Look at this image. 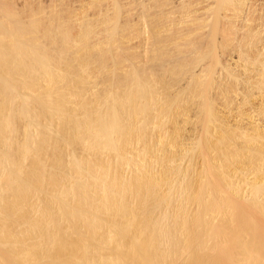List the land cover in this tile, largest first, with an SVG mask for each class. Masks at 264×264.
I'll list each match as a JSON object with an SVG mask.
<instances>
[{
	"label": "rangeland",
	"instance_id": "obj_1",
	"mask_svg": "<svg viewBox=\"0 0 264 264\" xmlns=\"http://www.w3.org/2000/svg\"><path fill=\"white\" fill-rule=\"evenodd\" d=\"M53 1H55V2H53ZM92 1V2H91ZM115 0H0V13H2V14H0V22L2 23V21H3V23L2 24H0V31H2L1 29H3L4 27H5V29H3V31L2 32H0V34H2L3 33V35H0V45H2V46H0V47H5L4 48V50L1 48V50L2 51H6L7 53L9 52H11V51H8V49L10 48H12V49H14V45L16 46V47H18V48H20V49H18V51L17 52H19L20 50L22 51V55H24L25 56V59H24V57H23V59L25 60V61H27L28 59H29V61L28 62H26V63H20V62H18V60L16 61V59H15V61L14 62H12V59L10 58V56L12 55V54H16V53H13L12 52V54L10 53V56H8L7 58L8 59H5L4 61H6V60H8L7 62H5L4 63V61H2V63H1V61H0V85H1V87H3V84H1V82H3L4 84H5V87H7L8 88V90H9V92H10V95H11V93H12V89H14V95H13V93H12V96H14L13 97V99L15 100V101H12L13 99H11V101H9V106H11V108L8 106L7 107V113H8V115H11V117H12V122L14 123V125L15 126H13V129H12V131L10 130L9 132H8V134L9 135H7L9 138H11L10 139V141H8V139L6 140L5 139V141L6 142H4V143H6V144H2V142L0 141V144H1V146H0V154H2V152H3V156L4 157H6L7 156V154H8V156L10 157L11 156V161L13 160L12 158L14 157V158H16L17 157V159H18V156H16L15 155V153L18 151V149H16L17 147L15 146V144L16 143H21L24 139L23 138H25V139H27L26 137H28V140H29V138H30V142H33V143H31V148H32V151L30 152V155L26 158V159H24L23 161H24V163H23V161H22V165H26V164H28V166L27 167H29V166H31V168H30V170H29V168L28 169H25V168H27L26 166L25 167H21V168H23L22 169V171H20L21 173L22 172H24V170H28V173L32 170V165L34 164V162H35V164L34 165H36L37 163H39V164H41L42 162L44 163V166H42L43 167V170L41 171V172H44V170H45V173L46 174H44L45 175V180H43V184H42V186L44 185H46L47 183V187H49L50 185H51V181H48V179L50 178V177H48V176H46V175H49L50 174V176H52V173H53V176H56V180L57 179H59L60 180V178L59 177H61V178H64V179H61V180H65V178L66 179H69V177H70V179L72 178V179H74V178H77L76 180H79L80 181V179H78V177H74V175H77V174H74L75 173V170L73 169V166H72V169H73V171H74V173H73V171L71 170V166H69L71 163H73V161H72V157L74 156V154L75 155H77V156H74L73 157V159H76V161H77V159L79 160L80 159V164L81 163H84V164H81V166H83L82 167V169H84L83 171H87L88 170V166L90 165L91 167H95V168H97L96 167V164H97V166H100V164L102 163H106L107 164V162H108V166L110 165V176H112L115 172V175L116 176H118L119 174H126L124 177L126 178V180H129L130 181V179H133V177H132V175L134 176L135 175V173L136 174H148V172L150 171V173H154V175L156 176H158V177H156V178H158V180H159V182H161L162 180H163V182H161V183H164V184H166V185H164V184H160V187L159 188H157V189H159V190H156V192L158 193V192H164L165 191V194L167 193L168 195H169V193L171 194V195H173L174 197H172V199H177V197L179 198V199H177V200H172L171 198H170V196L171 195H169V200L171 201V202H168V200L166 201L165 200V198L167 199V197H165V198H163L164 196H167V194L165 195L164 193H159V195H158V200H157V193H155L156 194V196H155V198H153L152 196H150V197H152L153 198V200L155 201H152V200H149L150 199V197L149 198H146L148 201H152L151 203L150 202H146V203H144V204H146V205H148V206H146V208H148V210L149 211H145L146 210V208L144 209V204L142 205V207H143V209H144V213H143V209H141L142 207H139V205H138V201L134 204V200L133 199H131V196L128 194V196H125L124 198L125 199H123L122 200V203L124 202H126V201H128L129 199H131V202H130V200L128 201V202H126L125 204H126V206H127V204H129V202L130 203H133L132 205L130 204V206H132L131 208H130V206L128 205V207H129V209H133L134 210V207H135V205H136V207H135V213H137V215L135 214V213H133L134 211L132 210V213L133 214H135L136 216H135V218L137 219V217H138V211L141 209V211H140V213L142 212V214H139L140 216H139V218H141V219H139V220H141L140 222H141V224L143 225V224H145V222H143L142 223V220L144 219V218H146L147 217V213H148V215H153L152 217H154L155 219H156V221H157V217L160 219L161 217L162 218H166L167 216H170V218L169 217H167V218H169V219H166V222L167 223H165V225H169L168 227H169V230H170V232L171 233H169V235L171 236V238H170V236H168V238H170V240L167 238V239H165L166 241L167 240H169V241H167V245L169 246H167L166 245V242L164 243L163 241V243L162 244H165V245H163L164 247H165V249L166 248H169V250L168 249H166V250H164L165 252V254L166 255H169V254H171V253H169L170 252V250H172L173 248H174V246L176 245V241L178 240V242H180L181 243V245H180V243H178L177 242V249L175 248V250H174V253H172V255H171V257L170 258H167V263L166 264H168V262H170V264H188L186 261H188L187 260V257H186V253H188L187 251H186V249L188 248V247H186V245L187 246H189V248H190V250L189 249H187V250H189V252L191 251V250H193V249H196V247H197V251H198V254H203L202 256H204V259L206 260L207 259V261H206V263L207 264H212L213 263V261L212 260H210V259H213L212 257H215V258H218L219 260V262L221 263V264H245V263H247L246 261H244L247 257H248V254H245V249H244V244H245V248H246V250H248L249 252L250 251H252V249H253V251L251 252L252 254H253V252L255 253H258L259 255H260V258L261 259H264V251H262V250H264V246H262V245H264V244H262V243H264V242H262V240H264V237H262L261 236V234L262 235H264V214H262L261 213V209L260 208H262V207H260V206H264V204H261V205H256V206H259V207H256L255 205L253 206V203L250 201V198H251V191H253V190H251V188H250V190H249V185L252 183V182H254V181H256L257 182V185L259 184L260 185V183H262V185H264V168H262V167H264V164H262V163H264V145H262V143H264V141H262V140H264V135H262V134H264V114H262V113H264V109H259L258 110V107H259V105L258 104H261L262 103V101H264V96H260L261 94L260 93H258V92H253V93H251L250 91H247V89L246 88H242V86H240L239 87V84H236L235 83V85H238L237 86V90H236V93L235 94H233V93H231V92H229L228 94H226V95H224V97H222L223 95H219V96H217V94L216 93H213V92H217L215 89H213V90H215V91H213L212 90V87H211V89H210V92H212V93H210L209 92V94L210 95H214V96H216V97H209V96H207V97H209V99L208 100H212L211 102L213 103V101L215 102V103H213V105H212V103H208L209 104V106H204L205 104L204 103H206V102H204L203 101V93H204V91H203V79H202V77L198 74V72L200 71V69H201V66L203 65V60L202 59H200L199 61H198V58H202V56H200L199 54H201V44L203 43V41L202 40H204V38L206 37V35L204 34V36H203V34L201 35L200 34V32L199 31H197V32H195V33H193V35L192 34H184V36L180 33V32H186L188 29L187 28H189V27H191V28H193L195 25L192 23V26H190L188 23L186 24V23H182V24H179L178 25V21L176 20V19H178L179 18V15H178V13H179V11H180V9H175V8H173L172 6H174V5H176L177 4V2H179L178 3V6H174V7H178V8H180L179 7V5L180 6H182L183 4H185L184 6H182V7H185L186 6V4H187V7H188V5H190L191 6V4L189 3L190 1L192 2V5L195 3H197V0L195 1V0H173V1H171V0H150V2H151V5H149L150 3H148L149 2V0H143L144 1V4H140V3H143V1L142 0H118L117 2L118 3H116V1L114 2ZM124 1V2H123ZM128 1V2H127ZM132 1H133V3H132ZM154 1V2H153ZM156 1V2H155ZM164 1V2H163ZM166 1V2H165ZM168 1V2H167ZM180 1H181V3H180ZM182 1L184 2V3H182ZM187 3H186V2ZM50 2V3H49ZM59 2V3H58ZM78 2V3H77ZM99 2H104V3H99ZM126 2V3H125ZM135 2V3H134ZM136 2H137V4H136ZM146 2L148 3V4H146ZM159 4H158V3ZM174 2V3H173ZM262 2V1H261ZM75 3V5H73ZM84 3V4H83ZM92 3V4H91ZM115 4V6H114V4ZM157 3V4H156ZM162 3H163V5H162ZM165 3V4H164ZM46 5V8L44 7L45 5ZM54 4V5H53ZM71 4V5H70ZM78 4V5H77ZM90 4V5H89ZM99 6H98V5ZM103 4H104V6H103ZM117 4H118V6H120V8L117 6ZM128 4V5H127ZM133 4V5H132ZM135 4V5H134ZM140 4V5H139ZM145 4H146V6H145ZM160 4H161V6H160ZM167 4H169L168 5V7L167 6H165V5H167ZM174 4V5H173ZM182 4V5H181ZM194 4V5H195ZM84 5V6H83ZM111 5V6H110ZM113 5V6H112ZM124 5V6H123ZM137 5V6H136ZM156 5V6H155ZM171 5V6H170ZM79 8H82V10L81 9H79V10H81L80 12L82 13V16H81V13L80 12H78L79 10H77L78 9V7ZM96 6V7H95ZM101 6H103V7H101ZM110 8H108V7ZM130 6H131V8H130ZM134 6V7H133ZM135 6H136V8H135ZM142 6V7H141ZM144 6V7H143ZM148 6V7H147ZM149 6H151V7H149ZM152 6H154V7H152ZM159 6V7H158ZM164 6V7H163ZM260 6H264V3H262V5H260ZM55 7V8H54ZM90 7V8H89ZM100 7H101V10H100ZM106 7V8H105ZM117 7V8H116ZM158 7V8H157ZM163 7V8H162ZM166 7V8H165ZM170 7L172 8V9H175V11H174V13H173V10L171 11V9H170ZM187 7H185V8H187ZM192 7V6H191ZM9 8V9H8ZM47 9V10H45V9ZM54 8V9H53ZM84 8V9H83ZM88 8V9H87ZM96 8V9H95ZM104 8V9H103ZM109 10H108V9ZM114 8H115V10H114ZM142 8H144L143 10H142ZM146 8H154L153 10H151L150 9V11H151V14H150V11H146ZM169 9V12L167 11L168 9ZM5 9V10H4ZM41 9L43 10H45V11H42L41 12ZM75 9H76V12H78V13H80V14H77V13H75V15H77V16H75L74 17V11H75ZM95 9V10H94ZM106 9V10H105ZM131 9V10H130ZM134 9H136V10H134ZM157 9H162V10H157ZM182 9V8H181ZM53 10L55 11L54 12V15H53ZM67 10V11H66ZM99 10V11H98ZM105 10V11H104ZM111 10V11H110ZM121 10V11H120ZM127 10H130V11H128V12H130V13H127ZM133 10V11H132ZM139 10V11H138ZM183 10H185L184 8H183ZM6 11H9V12H6ZM51 11V12H50ZM91 11V12H90ZM96 11H97V13L99 12V13H101V15H99V13L97 14L96 13ZM101 11V12H100ZM107 11H109V12H107ZM112 11H116L115 13L114 12H112ZM131 11H132V13H133V15H132V13H131ZM137 12V15H136V13L135 12ZM140 11L142 12V11H144V13H141V15H139L140 14ZM145 11H146V13H147V15H146V13H145ZM155 11H156V14H154L155 13ZM167 12V14L169 13V16L167 15V14H163L164 12ZM170 11L172 12L171 14H170ZM7 14H6V13ZM43 12L45 13V16H44V14H43ZM49 12V13H48ZM86 12H88V14L86 13ZM112 12V13H111ZM153 12V13H152ZM159 12H162V13H159ZM178 12V13H177ZM10 13V14H9ZM14 13V14H13ZM41 13V14H40ZM48 13V16L46 15ZM60 13V14H59ZM97 15H96V14ZM108 13V14H107ZM124 13V14H123ZM135 13V14H134ZM9 14V15H8ZM13 14V15H12ZM84 14V15H83ZM90 14V15H89ZM108 16H107V15ZM111 14H114L113 16L111 15ZM120 14H121V16H120ZM126 14V15H125ZM129 14V15H128ZM143 14H144V16H147L148 17V20H147V17H146V19H145V17L143 16ZM160 16H159V15ZM41 15V16H40ZM73 15V16H72ZM86 15H88V16H86ZM98 15L99 16H101V18L100 17H98ZM105 15V16H104ZM110 15V16H109ZM131 15V16H130ZM135 15V16H134ZM150 15H152V16H150L152 19H150V17L149 16ZM154 15H156L157 17H158V19L159 20H161L160 22H159V20H158V22L159 23H162L161 25L156 21L157 20V17L156 16H154ZM163 15H165V16H163ZM174 15V16H173ZM175 15H176V18H173V17H175ZM178 15V16H177ZM11 16H13V17H11ZM17 16V17H16ZM55 20H53L51 17ZM55 16H56V18H55ZM63 16V17H62ZM80 16V17H79ZM83 16H86V17H84L83 18ZM93 18H92V17ZM104 16V21L107 23H110V20H112L113 19V22L111 21V23L110 24H108L107 23V25L105 26L103 23H105V22H103V19H102V17ZM117 16V18H112V17H116ZM130 16V17H129ZM132 16H133V18H132ZM139 16V17H138ZM140 16L142 17V19H140ZM161 16H162V18H161ZM172 16V17H171ZM41 17V18H40ZM42 17H44V18H42ZM48 17V18H47ZM67 17V18H66ZM71 17H74V18H76V19H74L73 18V20L74 21H72V19H71ZM91 17V18H90ZM96 17V18H95ZM109 17V18H108ZM111 17V18H110ZM123 17V18H122ZM128 17V18H127ZM156 17V18H155ZM165 17V18H164ZM167 17V18H166ZM169 17V18H168ZM178 17V18H177ZM49 18H51V19H49ZM59 18V19H58ZM77 18H79L78 20L79 21H77V22H75V20H77ZM85 19V20H80V19ZM98 18V19H97ZM99 18H100V20H99ZM122 18V19H121ZM136 18H137V20H136ZM139 18V19H138ZM161 18V19H160ZM12 19V20H11ZM16 19H17V22H19L18 24H21V25H18V24H15V21H16ZM48 21H47V20ZM59 21H58V20ZM62 19H64V20H62ZM71 19V20H70ZM88 19H89V21H88ZM99 20L98 21V23L99 22H103L102 24L103 25H101L100 23V25L98 26V25H96L95 24V21H97V20ZM102 19V20H101ZM118 19V20H117ZM124 19H126V20H124ZM133 19V20H132ZM149 19H150V21H149ZM154 19V20H153ZM156 19V20H155ZM167 19V20H166ZM169 19H173L172 21L171 20H169ZM51 20V21H50ZM61 20V21H60ZM71 22H70V21ZM91 20H94V22H91ZM119 20H121V21H119ZM144 20V21H143ZM147 20V21H146ZM152 20H153V22H152ZM164 20H165V22H164ZM174 20L175 21H177V22H174ZM34 21V22H33ZM35 21H36V23H35ZM44 21H47V22H44ZM80 21H82V22H80ZM85 21H88V22H85ZM115 21H116V23L117 24H115ZM125 21V22H124ZM128 21H130L129 22V24H128ZM132 21V22H131ZM135 21H137V22H135ZM142 21V22H141ZM155 21V22H154ZM163 21V22H162ZM22 22V23H21ZM43 22V23H42ZM51 22H52V24H51ZM60 23V24H55V23ZM68 24V28L70 29L68 32H67V30H68V28L67 29H64V27L66 26V24H65V26H63L64 24ZM93 23L94 25H92L91 24V27H93L94 28V26H95V29L97 30H95V29H90V31L92 30L93 31V33H89L88 32V29H87V27L86 28H84V25L85 24H87L88 26L90 25V23ZM139 22V23H138ZM148 22H149V24H148ZM168 22L171 24H168ZM172 22V23H171ZM173 22H174V24H173ZM69 23H71V24H69ZM75 25H74V24ZM85 23V24H84ZM89 23V24H88ZM113 23V24H112ZM119 23H121V24H119ZM145 23H147V25L148 26H146V24ZM153 23H155V24H153ZM177 23V24H176ZM3 24H4V26H3ZM7 24V25H6ZM15 24V25H14ZM43 24V25H42ZM47 26H51V27H53L54 28V26H56V29H58L57 28V26L58 27H60V30L62 29V31H64L65 30V32L67 33V34H48L49 36H50V39H49V36L47 35V34H43V32H44V28H45V26L46 25ZM48 24H50V25H48ZM78 24H79V26H80V29H82V27L84 28V29H87L86 31L88 32H84V33H82L83 31H79V30H77V29H79V26H78ZM80 24H84V25H80ZM112 24V25H111ZM124 24V25H123ZM128 24V25H127ZM133 24H138V25H134V26H132L131 27V25ZM167 24H168V26H167ZM172 24H173V27H172ZM176 24V25H175ZM2 25V26H1ZM16 25H18V28H17V26ZM39 25H41V27L39 26ZM54 25V26H53ZM62 25V26H61ZM109 25V26H108ZM119 25H121V26H119ZM127 25V26H126ZM142 25V26H141ZM154 25V27H158L157 29H158V31H157V29L155 28V31H154V29H152V28H154V27H152ZM165 25V26H164ZM183 25H188V26H184L183 27ZM194 25V26H193ZM8 26H9V28H8ZM33 26V27H32ZM72 28V31H71V28ZM75 26L77 27V29L75 28ZM98 26V27H97ZM102 26H104V27H102ZM116 26V27H115ZM126 26V27H125ZM144 26V27H143ZM163 27L162 29H160V27ZM171 26V27H170ZM176 28H175V27ZM180 27V29H179V27ZM13 27V28H12ZM21 29H20V28ZM25 29H24V28ZM38 27V29H36ZM44 27V28H43ZM75 29H74V28ZM90 27V26H89ZM90 27V28H91ZM101 27V28H100ZM106 27H108V28H110V29H108V28H106ZM112 27L116 30V31H114V29H112ZM122 27H123V29H122ZM130 27V28H129ZM133 27L135 28V29H133ZM148 27V31L146 30V28ZM150 27V28H149ZM164 27H166V28H164ZM170 29H168V28ZM11 28V29H10ZM17 28V29H16ZM22 28H23V30H22ZM43 28V29H42ZM66 28V27H65ZM107 29L106 31L104 30V29ZM140 28V29H139ZM171 28H173V29H171ZM178 28V29H177ZM11 31H10V30ZM20 29V30H19ZM27 29V31H25ZM29 29L31 30V29H33L34 31H31L30 33H29ZM83 29V30H84ZM100 29V30H99ZM112 29V30H111ZM126 29V30H125ZM137 29V30H136ZM144 29V30H143ZM167 30V31H165V30ZM174 29H176V30H174ZM183 29L185 30V31H183ZM187 29V30H186ZM16 32H15V31ZM73 30H75L74 31V33H73ZM128 30V31H127ZM143 30V31H142ZM160 30V31H159ZM171 30H173V32L171 31ZM182 30V31H181ZM6 31H7V33H6ZM9 31V32H8ZM18 31V32H17ZM22 31H25V32H27V33H24V35H23V32ZM40 31H41V33H40ZM91 31V32H92ZM94 31H96L97 33H98V31H103L102 33L103 34H105V35H101L102 33H99V35L98 34H96ZM105 31V32H104ZM109 31H111V32H109ZM133 31V32H132ZM140 31V32H139ZM145 31V32H144ZM10 32H12L11 34H10ZM35 32V33H34ZM77 32L79 33V32H81L82 34H85L86 33V35L87 34H91V35H87L89 38H90V40L88 41V38H87V36L85 35V37L87 38H84L83 36H82V40H84V39H86L87 40V42H86V40L85 41H83L82 43H80V42H77V45H75L76 47H77V49L79 48V50H77L76 48H75V46H72V45H69L68 43H67V41H63L65 38V35H70V36H74L75 37V35L77 36L78 35V38L80 37L79 35H80V33L79 34H77ZM108 34H107V33ZM119 32H121V33H119ZM124 32V33H123ZM125 32H126V34H125ZM129 32V33H128ZM139 32V33H138ZM152 32H153V34H152ZM160 32H162V34L160 33ZM178 32H179V36L177 35L178 34ZM70 33H72V35L70 34ZM143 35H142V34ZM150 33V35H148ZM156 33V34H155ZM158 33V34H157ZM160 33V34H159ZM172 33V34H171ZM5 34H6V37H4L5 36ZM10 34V35H9ZM13 34V35H12ZM26 34V35H25ZM42 34V35H41ZM93 34V35H92ZM98 35V36H96V35ZM117 34V35H116ZM198 34H200L201 35V37L203 36L204 38L202 39V38H200V36L198 35ZM8 35H9V37H11V36H13V37H11L10 38V40H9V37H8ZM17 35V37H15ZM30 35V36H29ZM36 35V36H35ZM55 37H54V36ZM59 35H61V36H59ZM113 35V36H112ZM115 35V36H114ZM146 35V36H145ZM149 37H148V36ZM185 35H186V37H185ZM188 35V36H187ZM191 35V36H190ZM195 35V36H194ZM23 38H22V37ZM28 36V37H27ZM43 36H46V37H43ZM62 36H63V38H62ZM94 36H96V37H94ZM130 36V37H129ZM132 36V37H131ZM145 36V37H144ZM169 36V37H168ZM178 36V37H177ZM183 36V37H182ZM194 36V37H193ZM199 36V38H197ZM2 37V38H1ZM62 39H61V38ZM97 37H98V41L96 42V40L94 39V38H96L97 39ZM99 37H101L100 39H101V41H99L100 39H99ZM105 37V38H104ZM110 37V38H109ZM113 37V38H112ZM120 37V38H119ZM136 37V38H135ZM138 37V38H137ZM148 37V38H147ZM154 37H157V38H159V39H157V38H154ZM176 37V38H175ZM182 39H180V38ZM187 37H190V38H187ZM21 38V39H20ZM52 38H54V39H57V40H55L54 41V39H53V41L51 40ZM75 38H77V37H75ZM77 38V39H78ZM104 38V39H103ZM112 38V39H111ZM125 38V39H124ZM146 38V39H145ZM151 40H150V39ZM210 38V37H209ZM27 39H29V40H27ZM44 39V40H43ZM47 39H49V41H47ZM108 41H107V40ZM119 39V40H118ZM123 39V40H122ZM138 39V40H137ZM144 39V40H143ZM176 39H178V40H176ZM179 39H180V41H179ZM194 41H193V40ZM200 39V40H199ZM13 40V41H12ZM27 40V41H26ZM51 40V41H50ZM66 40V39H65ZM98 44V47H94L91 43H94V41ZM104 41V43H103V41ZM105 40H106V42H105ZM112 40V41H111ZM114 40V41H113ZM116 40V41H115ZM119 42H118V41ZM143 40V41H142ZM148 40V41H147ZM184 40V41H183ZM190 40H192V41H190ZM198 40V41H197ZM211 39H209V41H210ZM6 41V42H5ZM39 41V42H38ZM56 41H57V43H59V44H57L56 43ZM65 42L64 44H66L67 43V45H62V44H60V43H63V42ZM92 41V42H91ZM135 41V42H134ZM149 41H150V43H149ZM153 41V42H152ZM155 41V42H154ZM168 41V42H167ZM176 41H178V42H176ZM182 41V42H181ZM189 41V42H188ZM197 41V42H196ZM3 42V43H2ZM9 42V43H8ZM22 42H24V43H22ZM27 42H28V44H27ZM38 42V43H37ZM48 42V43H47ZM50 42V43H49ZM53 42V43H52ZM99 42H102L101 44L99 43ZM117 42V43H116ZM133 44H132V43ZM145 42V43H144ZM152 42V43H151ZM156 42H158V45H157V43ZM161 42V43H160ZM165 42V43H164ZM167 42V43H166ZM184 42H188V43H185L186 45H183V43ZM199 42H202L201 44L199 43ZM7 43V44H6ZM10 43H11V45H13V46H11L10 45ZM14 43V44H13ZM17 43H19V45L17 46ZM30 43H32V44H30ZM37 43V44H36ZM45 44V46L43 45V44ZM86 43H88L89 45L91 44L92 45V47H90V48H92V50L88 47L89 45H87ZM106 43V44H105ZM126 43V44H125ZM139 43V44H138ZM147 43V44H146ZM176 45H175V44ZM181 43V44H180ZM191 43H193L192 44V46H194L195 47V43H196V45L198 46V48L197 47H192L191 46ZM23 44V45H22ZM27 44V45H26ZM36 44V45H35ZM57 44V45H56ZM83 44H84V47H82L83 46ZM87 46H86V45ZM95 44V43H94ZM97 44H96V46H97ZM99 44H100V46H102V47H100L99 46ZM116 44V45H115ZM120 44V45H119ZM129 44V45H128ZM138 44V45H137ZM146 45V46H144V47H141V45ZM152 44H154V47H153V45ZM165 44H167V45H165ZM179 44V45H178ZM189 44H190V46H189ZM201 46H200V45ZM8 45V48L6 47ZM22 45V46H21ZM38 45H39V47H38ZM52 47H51V46ZM56 45V46H55ZM62 45V46H61ZM80 45V46H79ZM90 45V46H91ZM109 45V46H108ZM134 45H137V46H134ZM157 45V46H156ZM178 45V46H177ZM10 46V47H9ZM27 46V47H26ZM33 46H35V47H33ZM64 46V47H63ZM79 46V47H78ZM86 46V47H85ZM104 46H106V47H104ZM113 46V47H112ZM123 46V47H122ZM175 46V47H174ZM186 46V47H185ZM200 46V47H199ZM23 47H25V48H23ZM70 47H72V48H70ZM121 47H122V49H121ZM134 47V48H133ZM135 47H137V48H135ZM140 47V48H139ZM157 49H156V48ZM191 47H192V51H193V54H191ZM29 48V49H28ZM46 48V49H45ZM62 48V49H61ZM66 48V49H65ZM70 48V49H69ZM82 48V49H81ZM84 48H85V50H84ZM87 48H89V49H87ZM94 48L96 49V52H95V50H94ZM109 48H111V49H109ZM114 48V49H113ZM117 48V49H116ZM120 48V49H119ZM147 48V49H146ZM149 48V49H148ZM177 48V49H176ZM189 48V49H188ZM199 50V51H197V49ZM210 48H211V46H210ZM6 49V50H5ZM9 49V50H10ZM11 49V50H12ZM38 49V50H37ZM44 49V50H43ZM50 49V50H49ZM68 49V50H67ZM99 49V50H98ZM129 49V50H128ZM195 51H194V50ZM36 50V51H35ZM48 50H49V53H48ZM54 50H56V51H54ZM59 50V51H58ZM75 50H77V51H75ZM128 50V51H127ZM187 50H189V51H187ZM14 51V50H13ZM24 51H25V53H24ZM30 51V52H29ZM45 53H44V52ZM66 51V52H65ZM69 51H71L70 52V55H68L69 54ZM94 51V52H93ZM104 51H106V52H108V53H106V52H104ZM136 51H138V52H136ZM144 51H145V53H144ZM147 51V52H146ZM29 52V53H28ZM37 52H40V53H43V56H47V60L48 61H45V59H43L42 61H40V62H38L37 64L38 65H35L36 63L33 61L35 58H36V54H37V57H38V54H40V53H37ZM55 52H56V54H55ZM62 52V53H61ZM63 52H65V53H63ZM72 52H73V54H72ZM80 52V53H79ZM83 52V53H82ZM103 52V53H102ZM112 54H111V53ZM190 52V53H189ZM8 53V54H9ZM31 53H36V54H31ZM79 55H78V54ZM94 53H95V55H94ZM99 53L101 54V56H99ZM135 55H134V54ZM141 53V54H140ZM7 54V55H8ZM25 54H27V55H25ZM30 54V56H28ZM45 54V55H44ZM49 54V55H48ZM58 54H60V55H58ZM77 54V55H76ZM104 54V55H103ZM147 54V55H146ZM149 54V55H148ZM196 54V55H195ZM198 54V55H197ZM6 55V56H7ZM64 55V56H63ZM67 57H66V56ZM85 56V57H83V56ZM114 55V56H113ZM133 55V56H132ZM144 55H146V60H145V56ZM53 56V57H52ZM76 56V57H75ZM102 56H103V59H102ZM107 56V57H106ZM111 56V57H110ZM139 56V57H138ZM142 56V57H141ZM149 56V57H148ZM188 56H189V58H188ZM193 56H195V57H193ZM196 56H198V58L196 57ZM27 57H28V59H27ZM31 59H33V60H31ZM35 57V58H34ZM52 57V59H49V58H51ZM59 57H62L61 59H59ZM75 57V58H74ZM82 57L84 58V59H82ZM89 59H87V58ZM93 57V58H92ZM97 57V58H96ZM104 57H105V59H104ZM113 57V58H112ZM129 57V58H128ZM138 57V58H137ZM17 58H21V57H17ZM40 58V57H39ZM68 58V59H67ZM76 58L77 59H79V60H76ZM125 58V59H124ZM147 58H149V60L147 59ZM9 59H11L10 61H11V63L12 64H10V61H9ZM58 60L57 62L55 61V60ZM63 59H65V60H63ZM94 59V60H93ZM99 61H98V60ZM100 59H101V62H100ZM108 59V60H107ZM60 60V61H59ZM63 60V62H61ZM81 60V61H80ZM91 60V61H90ZM128 60V61H127ZM139 60H141L140 62H139ZM201 60H202V62H201ZM34 62V64H33V62ZM49 62L50 64H47V63H45V62ZM51 61H53V62H51ZM67 61V62H66ZM80 61V62H79ZM83 61V62H82ZM85 61V62H84ZM103 61V62H102ZM145 61H147V63L145 62ZM190 61V62H189ZM16 62V63H15ZM30 62H32L31 64H30ZM74 62V63H73ZM92 62V63H91ZM196 62V63H195ZM198 62V63H197ZM7 63H9V64H7ZM19 64V66H18V64ZM28 63L30 64V65H32L33 64V67L32 66H30V65H28ZM43 63V64H42ZM53 63V64H52ZM57 63V64H56ZM80 65H79V64ZM83 63V64H82ZM86 63V64H85ZM144 63V64H143ZM202 63V64H201ZM3 64V65H2ZM129 64V65H128ZM134 64V65H133ZM201 64V65H200ZM4 65H5V68H3L4 67ZM21 65H23V66H21ZM26 65H28V66H26ZM197 65V66H196ZM214 65V64H213ZM213 65H211L212 67L211 68H213ZM21 66V67H20ZM26 66V67H25ZM36 66H37V68H36ZM47 66V67H46ZM6 67H7V69H6ZM16 67V68H15ZM25 67V68H24ZM27 67H28V69L30 70H33V68H34V72H32L31 74H32V78H30V79H32V80H30L31 81V83L30 82H27V81H29V79L28 80H26L27 78H29L30 77V73L28 72V69H27ZM29 67H32V68H29ZM197 67V68H196ZM203 67V66H202ZM8 68H9V70H8ZM40 68V69H39ZM44 68V69H43ZM200 68V69H199ZM2 69H3V71H2ZM135 69H137V70H135ZM198 69V70H197ZM26 70H27V72H26ZM129 70V71H128ZM194 70V71H193ZM196 70V71H195ZM39 71V72H38ZM47 71H49V72H47ZM53 71V72H52ZM128 73H127V72ZM192 71V72H191ZM7 72V73H6ZM25 72V73H24ZM48 74H47V73ZM51 72H52V74H51ZM137 72V73H136ZM2 73V74H1ZM8 75V76H10V78L11 79H9L8 78V76L6 75V74ZM10 75H9V74ZM17 73H19V74H17ZM46 73V74H45ZM126 73H127V75H126ZM132 73H133V75H132ZM137 74V75H139V78H138V76H134V74ZM199 73H201V72H199ZM22 74V75H21ZM23 74H25V75H23ZM40 76H39V75ZM43 74V75H42ZM129 74V75H128ZM140 74H142V75H140ZM194 76H193V75ZM195 74H197L199 77H197V75H195ZM21 75V76H20ZM26 75H28L27 76V78H26ZM49 75V76H48ZM52 75V76H51ZM1 76H3V77H5L6 76V78H7V80H6V78H3V77H1ZM35 76H37V77H35ZM13 77V78H12ZM22 77H24V78H22ZM51 77H52V79H51ZM132 77V78H131ZM134 77V78H133ZM3 78V79H2ZM34 78V79H33ZM39 78V79H38ZM55 78V79H54ZM128 78V79H127ZM222 78V77H221ZM226 78L227 79H229V80H231L232 79V77H227L226 76ZM2 79V80H1ZM5 79V80H4ZM12 79H13V83H15V84H13L12 83ZM51 79V80H50ZM134 79H137L136 81L134 80ZM202 79V80H201ZM10 80H11V82H10ZM14 80H18L19 82H16V81H14ZM21 80V81H20ZM24 80V81H23ZM34 80V81H33ZM36 80V81H35ZM48 80H50V81H52V82H50L49 81V83H48ZM26 81V82H25ZM47 81V82H46ZM55 81V82H54ZM198 81V82H197ZM231 81H233V80H231ZM10 84H9V83ZM21 82H23V84L25 83V84H28V85H25L24 84V86H23V84L21 83ZM34 82V83H33ZM40 82V83H39ZM200 82V83H199ZM19 83V84H18ZM47 83H48V85H47ZM54 83V84H53ZM11 84H12V86H14V85H16V86H14V88H12V86H11ZM32 84H34V85H32ZM37 84V85H36ZM52 86H51V85ZM138 84H140V85H142V87H140ZM202 84V85H201ZM8 85V86H7ZM19 87H18V86ZM30 85V86H29ZM39 85V86H38ZM40 85L42 86V87H40ZM49 86V87H47V86ZM197 85V86H196ZM201 85V86H200ZM27 86V87H26ZM30 88H29V87ZM35 87V89L36 90H33L34 89V87ZM37 86V87H36ZM56 86V87H55ZM138 86H139V88H141L140 90H144L143 92H144V94L143 95H145L144 97L142 96V95H139V93L137 92V89H138ZM143 86H144V88H143ZM26 87V88H25ZM32 87H33V89H32ZM200 87V88H199ZM4 88V87H3ZM12 88V89H11ZM21 88V89H20ZM6 89V88H5ZM12 91H11V90ZM29 89H32V91L31 90H29ZM38 89V90H37ZM202 90V92L203 93H201V90ZM20 90V91H19ZM26 90V91H25ZM139 89H138V91H140ZM199 90V91H198ZM24 91V92H23ZM29 91V92H28ZM36 91H38V92H36ZM133 91H135V92H133ZM141 91V92H142ZM248 93H247V92ZM131 92H133V94L131 93ZM136 92L138 93V94H136ZM147 92H149V93H146ZM244 92H246L245 94H244ZM251 93V95H249L250 93ZM43 93V94H42ZM135 93V94H134ZM256 93H257V95H256ZM129 94V95H128ZM130 94H132L133 95V97H132V95H131V97H127V96H130ZM208 94V95H209ZM254 94V97L252 96ZM259 94V95H258ZM17 95V96H16ZM43 95V96H42ZM134 95H135V98H134ZM139 96L138 98H136V96ZM262 95H264V94H262ZM48 98H47V97ZM200 96H201V98H200ZM206 96H204V97H206ZM249 96L251 97V98H249ZM18 97V98H17ZM25 97H27V98H25ZM140 97H143V98H140ZM217 97H218V99H217ZM219 97H221V98H219ZM228 97H230L229 99H228ZM235 97V98H234ZM239 97H241V98H239ZM247 97V98H246ZM260 97H262V99L260 98ZM12 98V97H11ZM20 98V99H19ZM23 98H24V101H27V103L26 102H23ZM66 98H67V101L69 100V103H68V106L66 107V105H67V101L66 102H63L62 101V99L64 100H66ZM131 98H132V100H131ZM211 98V99H210ZM254 98H255V100H254ZM260 98V99H259ZM117 102L118 101V103L117 104H119V102H121L122 104L120 105H116V103L115 102H113L114 100ZM120 99H121V101H120ZM124 99H125V101H127V103L124 101ZM136 99V100H135ZM145 99V100H144ZM222 99V100H221ZM228 99V100H227ZM234 99V100H233ZM129 100H130V102H129ZM205 100V99H204ZM207 99L205 100V101H207V102H209ZM218 100V101H217ZM225 100H227L228 102H231V103H229L230 105H228V103H227V101L225 102ZM235 101V102H233V101ZM254 100V101H253ZM262 100V101H261ZM20 101V102H19ZM42 101V102H41ZM46 101H48V102H46ZM49 101H51L52 103H50ZM62 101V103H60ZM109 101H112V102H109ZM124 101V102H123ZM133 101H135V104L137 103L139 106H141V107H143V105H144V108H139L137 105H135L134 104V102ZM220 101V102H219ZM240 101V102H239ZM241 101H244V102H241ZM248 101V102H247ZM11 102V103H10ZM45 102V103H44ZM55 102H56V104H57V106H56V108H53V107H55L54 106V104H55ZM58 102V103H57ZM108 102V103H107ZM204 102V103H203ZM222 102H224V103H222ZM261 102V103H260ZM6 103V102H5ZM38 104V105H36V104ZM110 103V104H109ZM147 103V104H146ZM149 103V104H148ZM221 103L222 104H224V105H221ZM225 103H226V105H228V108L225 106ZM232 103H234V104H232ZM239 103V104H238ZM241 103V104H240ZM251 103V104H250ZM3 104V103H2ZM7 104V103H6ZM5 104V105H6ZM24 104H26V106L24 105ZM27 104H28V106H27ZM43 104V106H41ZM46 104V105H45ZM49 104H51V106L49 105ZM58 104H60L59 106H58ZM111 104H115L116 105V109H118L119 111H117V113L119 114V116H118V118L120 117V119H119V121H118V123L120 122V120H121V128H122V130H124L125 129V131H122L121 130V133L123 134H121L123 137H124V139H121V138H123V137H120V136H115V134L114 135H112V136H114V137H110V138H113L115 141H114V144H120L118 147L116 146V149H117V151H118V149L119 148H121L120 149V151H119V153H120V155L118 154V153H114L115 151H116V149L115 150H112V149H114V148H112L113 146H110L111 147V150L108 148L109 147V145H108V147H107V145H106V148H108L107 150H105L106 148L104 147L105 146V144L104 145H102L101 144V146L99 147V149H94V150H96V151H94V153H93V151H92V149L90 148V149H87L88 147H87V145L89 144L88 142H89V137H90V134H89V132H91V131H89V130H92L93 129V127H91V129H89L90 127L88 126L89 124H87V122L88 121H86L85 122V119H87L88 120V118H89V123H91V124H93V122H95L96 121V119H97V117L99 116V115H101L102 113H104V114H102V115H106V107H107V109L109 108V105H111ZM124 104V105H123ZM129 104V105H128ZM132 104H134V105H132ZM207 104V103H206ZM207 104V105H208ZM249 106H248V105ZM15 105V106H14ZM21 105H22V107L25 109V111H27L26 113L28 114V116L25 114V116L23 115L22 116V114H18L19 113V110H22V107H21ZM61 105H63V106H61ZM84 105V106H83ZM254 105V106H253ZM36 106V107H35ZM49 106V107H48ZM120 106V107H119ZM128 106L130 107V108H128ZM133 106H134V108H133ZM226 107V108H223V107ZM234 106V107H233ZM237 106V107H236ZM244 108H243V107ZM258 106V107H257ZM39 107V108H38ZM60 107L61 108H64V109H60ZM90 107V108H89ZM119 107V108H118ZM123 107H125V108H123ZM131 107H132V109H131ZM136 107V108H135ZM137 107L140 109H137ZM202 107V108H201ZM205 107H209V109L210 110H207ZM212 109H211V108ZM220 107V108H219ZM222 107V108H221ZM229 107H231V108H229ZM233 107V108H232ZM240 107H242V108H240ZM30 110H29V109ZM35 108V109H34ZM59 108V109H58ZM82 108V109H81ZM84 108V109H83ZM94 108H96V109H94ZM120 108H122V110L120 109ZM205 108V109H204ZM216 108V109H215ZM234 108H235V110H234ZM239 108V109H238ZM251 108V109H250ZM253 108V109H252ZM9 109V110H8ZM34 109V110H33ZM46 109V110H45ZM51 109V110H50ZM56 109V110H55ZM89 109V110H88ZM99 109H103L104 111H102V110H99ZM124 109V110H123ZM134 109V110H133ZM144 109H145V111H144ZM200 109H202V110H200ZM218 109V110H217ZM227 111H226V110ZM242 109V110H241ZM257 109V110H256ZM11 110V111H10ZM36 110H38V111H36ZM53 110H55V111H53ZM59 110V111H58ZM81 110V111H80ZM84 110V111H83ZM127 110V111H126ZM130 110V111H129ZM133 110V111H132ZM136 110H139V111H136ZM244 110V111H243ZM252 110V111H251ZM40 111H42V112H40ZM46 111H48V112H46ZM91 111V112H90ZM100 111H102L101 113H100ZM121 111V112H120ZM128 111H129V113H128ZM204 111V112H203ZM236 111V112H235ZM238 111V112H237ZM255 111V112H254ZM260 111V112H259ZM262 111V112H261ZM13 112V113H12ZM31 112V113H30ZM43 112H46V114L44 113L43 114ZM89 112V113H88ZM92 112H93V115H92ZM122 112H124V113H122ZM126 112V113H125ZM138 112V113H137ZM207 112V114H205ZM212 114H211V113ZM218 112V113H217ZM11 113V114H10ZM40 113V114H39ZM99 113V114H98ZM109 113V112H108ZM120 113H122V114H120ZM228 113V114H227ZM254 113H256V114H254ZM43 114V115H42ZM80 114H81V116H80ZM83 114V115H82ZM89 116V117H87V115ZM130 114V115H129ZM133 114H135L134 116H133ZM211 114V115H210ZM222 114V115H221ZM260 114V115H259ZM91 115V116H90ZM121 115V116H120ZM127 115V116H126ZM133 117H135V118H133ZM206 115H209V118L206 116ZM241 115V116H240ZM16 116V117H15ZM83 116V117H82ZM95 116V117H94ZM123 116H125V117H127V118H125V117H123ZM236 116V117H235ZM258 116V117H257ZM15 117V118H14ZM18 117V118H17ZM25 117V118H24ZM87 117V118H86ZM131 117V118H130ZM219 117V118H218ZM32 119V121L31 120H29V119ZM76 118V119H75ZM92 118V119H91ZM122 118V119H121ZM129 118V119H128ZM206 118H208V122L206 123V121H207V119ZM212 118H214V119H212ZM221 118V119H220ZM253 118V119H252ZM77 119L81 122V124H79L80 122L79 121H77ZM81 119V120H80ZM94 119V120H93ZM106 119H109V117H108V115H107V117H106ZM91 120V121H90ZM132 120V121H131ZM151 120V121H150ZM214 120V121H213ZM93 121V122H92ZM122 121H124L123 123H122ZM126 121V122H125ZM211 121V122H210ZM221 121V122H220ZM229 121V122H228ZM77 124H75V123ZM79 122V123H78ZM82 122H84L83 124L84 125H82ZM12 123V124H13ZM31 123H33L32 125H31ZM74 123V124H73ZM85 123L87 124L86 126H85ZM96 123V122H95ZM126 123V124H125ZM128 123V124H127ZM150 125H149V124ZM226 123V124H225ZM125 126H124V125ZM153 124V125H152ZM206 124H208V126L206 125ZM211 124V125H210ZM228 124V125H227ZM246 124V125H245ZM29 125H31V126H29ZM74 125H75V127H74ZM78 125H80V127H81V125H82V132H84L85 131V127H86V129H88V133L87 132H85V133H87L88 135H89V137L88 138H85V137H87V134H84V135H82V134H80V130H79V128H77V127H79ZM96 125V124H95ZM127 125V126H126ZM222 125H224V126H222ZM77 126V127H76ZM87 126H88V128H87ZM122 126H124V127H126V128H124L123 129V127ZM129 126V127H128ZM238 126V127H237ZM15 127V128H14ZM26 127V128H25ZM29 127V128H28ZM83 127H84V129H83ZM137 127V128H136ZM146 127V128H145ZM150 127V128H149ZM11 128H12V125H11ZM18 128V129H17ZM28 128V129H27ZM44 128V129H43ZM46 128V129H45ZM129 128V129H128ZM133 128V129H132ZM228 128V129H227ZM232 128V129H231ZM245 128V129H244ZM134 129H135V131H134ZM149 129V130H148ZM222 129V130H221ZM240 129H242V130H240ZM14 130V131H13ZM24 130V131H23ZM44 130V131H43ZM47 130V131H46ZM74 130H79L78 131V134H75V131ZM93 130H95V128L93 129ZM92 130V131H93ZM128 130H130V131H128ZM133 130V131H132ZM136 130H137V132H136ZM140 130V131H139ZM206 130V131H205ZM42 131L43 132H47L46 134L45 133H43V135L45 134V135H48L49 137H46L47 139H45V138H43V140H47V141H49L48 142V144H47V141L45 142V141H43V140H41V138L42 137H45V135L44 136H42ZM76 131V132H77ZM126 131H128L127 132V134H125L124 132H126ZM214 131V132H213ZM221 131V132H220ZM239 131V132H238ZM24 132V133H23ZM29 132V134H31V135H29V134H27ZM31 132V133H30ZM34 134H33V133ZM94 132V131H93ZM140 132V133H139ZM248 132V133H247ZM255 132V133H254ZM116 133V135H118V134H120V133H117V132H115ZM130 133V134H129ZM225 133V134H224ZM239 133V134H238ZM241 133V134H240ZM246 133V134H245ZM80 134V135H79ZM125 134V135H124ZM134 134V135H133ZM144 134H146V135H144V137H143V135ZM222 134V135H221ZM254 134V135H253ZM261 134V135H260ZM41 135V136H40ZM78 135V136H77ZM86 135V136H85ZM130 135V136H129ZM133 135V136H132ZM136 135V136H135ZM244 135H245V137H244ZM246 135H247V137H246ZM253 135V136H252ZM24 136V137H23ZM52 138H51V137ZM82 136H84V137H82ZM95 136H98V135H95ZM100 136V135H99ZM98 136V137H99ZM213 136V137H212ZM216 136V137H215ZM239 136V137H238ZM252 136V137H251ZM257 136V137H256ZM54 137V138H53ZM76 137V138H75ZM80 137L81 139L83 138V140H88V142H84V141H81V139H79L78 140V138ZM102 137L103 136H101L100 137V139H97L98 141H100L101 139H102ZM116 137V138H115ZM118 137H120V139L118 138ZM138 137H139V139H138ZM232 137V138H231ZM17 138V139H16ZM21 138V139H20ZM49 138V139H48ZM50 138H51V140H50ZM91 138V137H90ZM104 138V140L106 139L105 138V136L103 137ZM117 138H118V140H117ZM136 138V139H135ZM141 138V139H140ZM144 138V139H143ZM150 138V140H148ZM235 138V139H234ZM238 138V139H237ZM253 138V139H252ZM257 138V139H256ZM23 139V140H22ZM33 139V140H32ZM38 140V141H36V140ZM56 139H58V141L56 140ZM130 139V140H129ZM135 139V140H134ZM231 139H232V141H231ZM234 139V140H233ZM259 139V140H258ZM14 140V142H12V141ZM35 140V141H34ZM42 141L41 143H46V144H40V141ZM104 140H101V142H103ZM129 140V141H128ZM139 140V141H138ZM145 140V141H144ZM216 140V141H215ZM230 140V141H229ZM248 140V141H247ZM252 140V141H251ZM17 141V142H16ZM51 141H53V142H51ZM56 141V142H55ZM79 141H81V142H79ZM113 141V140H112ZM111 141V142H112ZM118 141V142H117ZM128 143H127V142ZM218 141V142H217ZM253 141H255V142H253ZM257 141H259V142H257ZM38 142V143H37ZM79 144H78V143ZM245 142V143H244ZM248 142V143H247ZM9 145H8V144ZM12 143V144H11ZM37 143V144H36ZM51 145H50V144ZM57 143V144H56ZM85 143H86V145H85ZM113 143V142H112ZM124 143H127V145L126 144H124ZM229 143V144H228ZM252 143V144H251ZM261 145H260V144ZM10 144H11V146H10ZM39 144H40V146H39ZM52 144H54L53 146H52ZM81 144H82V146H81ZM129 144V145H128ZM152 144V145H151ZM217 144V145H216ZM240 144V145H239ZM14 145V146H13ZM17 146H18V144H16ZM36 145V146H35ZM37 145L39 146V148L37 147ZM44 145H45V147H46V145L48 146V147H44ZM125 146V147H123V146ZM253 145V146H252ZM33 146V147H32ZM41 146H43V148L41 147ZM127 146H129V147H127ZM132 146V147H131ZM144 146V147H143ZM153 146V147H152ZM10 147V148H9ZM13 147V148H12ZM35 147V148H34ZM54 147H55V149H54ZM58 147V148H57ZM85 147H87V148H85ZM98 147V146H97ZM123 147V148H122ZM135 147V148H134ZM147 147V148H146ZM148 147H149V149H148ZM222 147V148H221ZM251 147V148H250ZM2 148V149H1ZM14 149V151L12 152V149ZM33 148H34V150H33ZM42 148V149H41ZM82 148H84V149H82ZM101 148H103V149H101ZM105 148V149H104ZM221 148V149H220ZM250 148V149H249ZM39 150V149H41V150H44V152H42L41 150L40 151H36V150ZM47 149V150H46ZM144 149H145V151H144ZM184 149H186V150H184ZM17 150V151H16ZM89 150V151H88ZM121 150H123V151H125L124 152V154H127V151H128V153L129 154H127V155H123V156H126L125 158L126 159H122V160H119V159H121L122 158V153H123V151L121 152ZM250 150V151H249ZM254 150V152H252ZM57 151V152H56ZM59 151V152H58ZM110 151V152H109ZM116 151V152H117ZM131 151V152H130ZM144 151V152H143ZM147 151V152H146ZM6 152V153H5ZM15 152V153H14ZM19 152V151H18ZM34 152H40V155H41V153L43 154V155H41V157H40V155L39 156H37L38 154H35ZM56 152V153H55ZM92 152V153H91ZM99 154H98V153ZM142 154H141V153ZM235 152H237V153H235ZM256 152V153H255ZM12 153L14 154V155H12ZM33 153V154H32ZM58 153H60L59 155H58ZM73 153V154H72ZM101 153V154H100ZM103 153V154H102ZM105 153V154H104ZM132 153V154H131ZM145 153V154H144ZM148 153V154H147ZM235 155V156H233V154ZM253 153V154H252ZM258 153H261V154H258ZM6 156H5V155ZM11 154V155H10ZM19 154V153H18ZM31 154H32V156H31ZM95 156H94V155ZM97 154V155H96ZM117 154V155H116ZM134 154V155H133ZM243 154V156H241ZM247 154H248V156H247ZM1 155V156H2ZM34 155V156H33ZM60 155H62V156H60ZM72 155V156H71ZM102 155H103V157H105V159L102 157ZM115 156L114 158H113V156ZM118 155H119V157H118ZM136 155H138V156H136ZM154 155V156H153ZM253 155V156H252ZM254 155L255 156H257V157H254ZM260 155V156H259ZM2 156V157H3ZM16 156V157H15ZM36 156V157H35ZM44 156V157H43ZM60 156V157H59ZM120 156H121V158H120ZM130 156H132V157H130ZM136 158H135V157ZM143 156V157H142ZM152 156V157H151ZM251 156V157H250ZM29 157H31V159L29 158ZM33 157V158H32ZM62 157V158H61ZM67 158V159H65V158ZM71 157V158H70ZM111 157V159H109V158ZM238 157H239V159H238ZM8 158V157H7ZM35 158H39L40 160H42L41 162L39 161V159H35ZM44 158V159H43ZM56 158H57V160H56ZM85 158V159H84ZM95 158V159H94ZM103 158V160H101ZM124 158V157H123ZM128 158V159H127ZM135 158V159H134ZM143 158H144V160H143ZM170 158V159H169ZM245 158V159H244ZM9 159V158H8ZM7 159V160H8ZM17 159H14L15 160V162H16V160ZM30 159V160H29ZM37 161H35V160ZM56 161H59L60 162V164L61 165H63V166H61V165H59V166H57L56 164H54V161L55 160ZM61 159V160H60ZM81 159H83V161L81 162ZM113 159H115V160H113ZM130 159L131 160H133V161H130ZM140 159H141V163H140ZM157 159V160H156ZM249 159H250V161H251V163H250V161H249ZM262 159V160H261ZM13 160V161H14ZM31 160H33V161H31ZM72 162H71V161ZM84 160H85V162H84ZM106 162H105V161ZM110 160H111V162L112 163H110ZM126 160H128V161H126ZM146 160V161H145ZM150 160H151V162H150ZM159 160H161V161H159ZM173 160V162H171ZM247 160V161H246ZM18 161V160H17ZM27 161V162H26ZM63 161V162H62ZM71 162V163H68V162ZM89 161H91V163L89 162ZM93 161V162H92ZM99 163H97V162ZM100 161H102L101 163H100ZM113 161H117V163H115V162H113ZM121 161H122V164L126 161L127 162V164H129V166L126 164L125 165V163H124V166L127 168L126 170H125V168L124 169H122L123 170V172H122V170L121 171H118V170H120L121 169V167L123 166V165H121ZM130 161V162H129ZM143 161V162H142ZM154 161V162H153ZM239 161V162H238ZM26 162V163H25ZM65 162V163H64ZM90 164H89V163ZM131 162H133V163H131ZM156 162V163H155ZM160 162V163H159ZM170 162V163H169ZM246 162V163H245ZM258 162V163H257ZM32 163V164H31ZM67 163H68V165H67ZM95 163V164H94ZM143 163V164H142ZM144 163H145V165H148V166H145L144 165ZM151 163V164H150ZM154 163V165H152ZM158 163V164H157ZM250 163V164H249ZM38 164V165H39ZM65 164V165H64ZM89 164V165H88ZM115 164H116V168L118 169H116L115 168ZM120 165V166H118V165ZM137 164V165H136ZM138 164H139V166H138ZM142 166H141V165ZM162 164V165H161ZM176 164V165H175ZM243 164V165H242ZM252 164V165H251ZM255 164H256V166H259V167H257V168H255L256 166H255ZM258 164V165H257ZM4 165H5V163H4ZM42 165V164H41ZM56 165V167L58 168H56V167H54ZM85 165H87V167L85 166ZM111 165L113 166V167H111ZM133 165H135L134 167L137 169H135L134 167H133ZM167 165V166H166ZM247 165V166H246ZM250 165V166H249ZM5 166H7V164L5 165ZM37 166V165H36ZM89 166V167H90ZM123 166V167H124ZM128 166V167H127ZM132 166V167H131ZM138 168H137V167ZM156 166V167H155ZM176 166H177V168H176ZM252 166V167H251ZM254 166V167H253ZM38 167V166H37ZM37 167H36V169H37ZM64 169H63V168ZM68 167L70 168V170H68ZM84 167H86L87 168V170L84 168ZM90 167V168H91ZM122 167V168H123ZM130 167H131V169H130ZM140 167H142V168H140ZM160 167V168H159ZM172 169H171V168ZM174 167L176 168L175 170H174ZM179 167V168H178ZM5 168V167H4ZM114 169V171H113V169ZM156 168V169H155ZM169 168V169H168ZM242 168V169H241ZM261 168V169H260ZM129 169V170H128ZM135 169V170H134ZM141 169V170H140ZM147 169V170H146ZM149 169H151V170H149ZM155 171H154V170ZM164 169V170H163ZM168 169V170H167ZM251 169V170H250ZM253 169H254V172H253ZM256 169V170H255ZM7 170V169H6ZM35 170V166L33 167V170L32 171H34ZM62 170V172H57V171H61ZM131 170V171H130ZM152 170H153V172H152ZM181 171V173H180V171ZM259 170V171H258ZM262 172H261V171ZM37 170H35V172H36ZM39 171V170H38ZM37 171V172H38ZM80 171V173L82 172L81 171V169L79 170ZM113 171V172H112ZM138 171V172H137ZM141 171V172H140ZM172 171V172H171ZM174 171V172H173ZM179 171V172H178ZM186 171V172H185ZM242 171V172H241ZM245 173H244V172ZM248 171V172H247ZM252 171V172H251ZM19 172V173H20ZM27 172V171H26ZM22 173V175H20V178L21 179H24L25 177H26V181L29 183L30 181H31V178L33 177V176H31V175H35V173L34 172H32V174L31 173H29L28 175L31 177H29V176H27L26 174L27 173ZM36 172V173H37ZM50 172V173H49ZM65 172H67V173H65ZM69 172H71V173H69ZM88 172V171H87ZM117 172H119V173H117ZM125 172V173H124ZM256 172V173H255ZM259 172H261V173H259ZM4 173H6V172H4ZM48 173V174H47ZM55 173V174H54ZM58 173V174H57ZM61 173V174H60ZM62 173L64 174V175H62ZM73 173V174H72ZM83 174H79V177H80V175H82L80 178H81V181H82V179H84L83 177L85 176V174H86V172H82ZM157 173V174H156ZM163 173H164V175H163ZM174 173H176V174H174ZM7 174V173H6ZM43 174V173H42ZM127 174L130 176H127ZM159 174H161L162 176H160ZM178 174H181V175H178ZM183 174V175H182ZM240 174H241V176H240ZM23 175H25L24 177H22ZM57 175H61V176H58L57 177ZM71 175V176H70ZM72 175H73V177H72ZM84 175V176H83ZM86 175H89L88 173L86 174ZM178 177H177V176ZM223 175L227 178H225V180H223L222 179V177H223ZM227 175V176H226ZM229 175V176H228ZM36 176V175H35ZM34 176V177H35ZM52 176V177H53ZM116 176H114V177H116ZM159 176H160V179H159ZM167 176V177H166ZM171 176V177H170ZM175 176V177H174ZM221 176V177H220ZM244 176V177H243ZM246 176V177H245ZM255 176V177H254ZM258 176H260V177H258ZM5 175L3 176V178H1L0 179V181L1 180H4L5 178ZM29 179H28V178ZM48 177V178H47ZM86 178L84 179V180H86L87 179V177L88 176H85ZM90 177V176H89ZM165 177H166V182H164L165 181ZM169 177V178H168ZM252 179H251V178ZM6 178H7V176H6ZM36 178V177H35ZM35 178H33V181H31L32 183L34 182V180H35ZM128 178V179H127ZM162 178V179H161ZM177 178V179H176ZM249 178V179H248ZM170 181H169V180ZM221 180V181H218V180ZM231 179V180H230ZM256 179V180H255ZM75 180V179H74ZM74 180H72V183L74 182L75 183V181ZM90 180V178H88V180H86V181H89ZM181 180V181H180ZM247 180V181H246ZM254 180V181H253ZM22 181H24V180H22ZM44 181H46V182H44ZM69 181L70 180H65L64 182L66 183V182H68L67 184H69ZM179 181V182H178ZM227 181H234V182H227ZM4 182H5V180H4ZM30 182V183H31ZM50 182V183H49ZM62 182V181H61ZM77 182V181H76ZM89 182H91V181H89ZM173 182H174V186H172V187H169V186H171L172 184H173ZM177 184H176V183ZM237 182V183H236ZM239 182H246L245 184H241V183H239ZM249 182H251V183H249ZM260 182V183H259ZM45 183V184H44ZM63 183V182H62ZM70 183H71V181H70ZM183 183V184H182ZM187 183V184H186ZM221 183V184H220ZM232 183V184H231ZM2 184H3V182H2ZM2 184H0V197L2 196L3 198H5V200L1 197V199L2 200H4V201H1V199H0V201L1 202H5L4 204L5 205H7V201L8 200H10V202L11 203H8V204H14V203H16L17 202V200H16V202H15V197L14 198H12L11 199V195L10 196H8V194L10 193V191H8L7 192V190H5V188L7 187V185H4L3 184V188H2ZM5 184H6V182H5ZM50 184V185H49ZM30 185V184H29ZM32 185V184H31ZM29 186V187H31V188H33V186ZM33 185H35L34 183H33ZM49 185V186H48ZM163 185V186H162ZM169 185V186H168ZM176 185V186H175ZM184 185H186V186H184ZM233 185V186H232ZM240 185H242V187L240 186ZM246 185V186H245ZM258 185V186H259ZM5 186V187H4ZM162 186V187H161ZM164 186H165V188H164ZM179 186H180V188H179ZM231 186V187H230ZM238 186V187H237ZM239 186H240V188H239ZM90 187H92V186H90ZM167 187H169V188H167ZM185 187V188H184ZM188 187V188H187ZM214 187V188H213ZM219 188V189H217V188ZM229 187V188H228ZM247 187V188H246ZM250 187H251V185H250ZM262 187V186H261ZM260 187V188H261ZM52 187H50L49 189L47 188L46 189V187H44V189L43 190H34V188L33 189H30L28 192H29V194H28V196H29V198H27V200H29V201H26L25 202V204H23V206H25V207H21V209L18 211V213L19 214H21V217H20V215H19V217H18V215L16 216L15 214H12V213H15V212H12L11 211V209H10V211L8 212V211H6V210H8V208L9 207H7L6 208V210H5V212H7V213H2V215L0 214V218H1V216H4V215H8V216H4L5 218H6V220H8V225H7V223H6V226L8 227V229H11V227H12V230L14 229V227L15 226H18V227H15V228H17V229H14L13 231H15L14 233H16L17 231H19V230H21L22 229V227H23V225L21 224V226L19 227V225H20V223H19V219H21L22 218V216L26 213V212H24L23 213V211H28L29 209L31 210L33 207L35 208L36 206L38 207V209H40V210H43V209H50L52 212H53V210L56 212L57 211V213H56V215H58L57 216V218H55L56 220H57V222H60V224H59V226L61 227L60 228V231L58 232V236H60V238H58V240H61L60 242L61 243H64V244H66V243H69V244H71V242H75V241H77L76 239H77V237H78V235H79V233H83V235L85 234H87V232H88V230H89V228L87 227V226H84L81 222H79V223H77V222H75L74 223V221H72V223H74V224H72L71 223V221L69 220L70 218H65L64 216H62V215H60L61 213L58 211V210H55V208H56V206H54V204H56V202H54L53 200H55L56 198H57V196H59V193H58V191L57 190H52L51 189ZM179 188V189H178ZM182 188V190L180 191V189ZM235 188V189H234ZM237 188V189H236ZM240 190H239V189ZM51 189V190H50ZM93 189L94 190H91L92 192L91 193H96V191H95V188L93 187ZM166 189V190H165ZM169 191H168V190ZM170 189H173L172 190V193L170 192ZM216 189V190H215ZM243 189V190H242ZM244 189H247V190H244ZM2 190V191H1ZM4 190V191H3ZM12 191V190H11ZM32 191H34V192H32ZM37 191H39V192H36ZM175 191V192H174ZM222 191V192H221ZM261 191V190H260ZM14 191H12L10 194H12ZM31 192H32V194H31ZM173 192H174V194H173ZM180 192V193H179ZM221 193V194H220ZM222 193H224V195L222 194ZM261 193H264V189H262V192ZM176 194V195H175ZM219 194H220V196H219ZM226 194V195H225ZM231 194V195H230ZM180 195V196H179ZM222 195V196H221ZM6 196H8V197H10V199H6ZM27 196V197H28ZM161 196V197H160ZM183 196V197H182ZM223 196H226L225 197V200H224V198L222 199L221 197H223ZM33 197V198H32ZM35 197V198H34ZM182 197V198H181ZM205 197V198H204ZM220 197V198H219ZM31 198H32V201H31ZM160 198V199H159ZM181 198V199H180ZM204 198V200H201V199H203ZM226 198H228L227 200H230V203H231V200H233L234 201V203L235 204H237L239 207H241L242 209H240V208H238V210L240 209V210H242V213H243V211L244 210H246V211H249L248 212V214L250 213L251 214V216H252V218H253V222H254V224H253V222H252V218L249 216V215H247L246 213H244L242 216H246V217H243L244 218V220H246L245 218H247V217H250L251 219H249L248 220V222H250L251 223V227H250V224L248 225L249 227H247L246 225L248 224H244L246 227H244V225H243V223H244V221H243V223L241 224V225H238V223H237V221H235V219H234V217L232 216L233 215V213L235 214V212L236 213H238L237 212V210L235 209H233L235 212H233L232 211V208H237L238 206L237 205H235L234 203H229V201H228V203H229V206L231 207V208H229V206H228V204H226V205H221V202H223V203H226L227 202V200H226ZM13 199H14V203H12L13 202ZM127 199V200H126ZM162 199L163 200H165L164 202L166 203H164V202H162ZM216 199V200H215ZM219 199H221V200H219ZM73 201H74V199H72ZM132 200L134 201V202H132ZM146 200V201H147ZM161 200V201H160ZM183 200V201H182ZM184 200H185V202L187 203L188 202V204H186L185 202H184ZM188 200V201H187ZM213 200H214V202H213ZM222 200H224V201H222ZM30 201H31V203H30ZM73 201H72V203H71V206H73L72 204H73ZM176 201H177V203H176ZM181 201H182V203H181ZM202 201H205V202H202ZM216 201H219L220 202V207H222L221 209L219 208V206L217 207L216 205H217V202ZM226 201V202H225ZM33 202H35L36 204H34ZM52 202V203H51ZM155 203V204H157V205H159V203L161 202V205L160 206H153L152 205V203ZM159 202V203H158ZM201 202H202V204H201ZM209 203V204H207V205H211V202L212 203H215L216 202V204L215 205H213V206H215V207H213V208H211L209 211L207 210L206 212H209V214L208 213H203L204 214V216L202 215V213L201 212H204L205 211V206H204V204L205 203ZM218 202V203H219ZM24 203V202H23ZM54 203V204H53ZM150 203V204H149ZM153 203V204H154ZM173 205H172V204ZM262 203H264V200H262ZM32 204H34V205H32ZM70 204V203H69ZM154 204V205H155ZM164 204H165V206H164ZM169 204H170V206H169ZM176 204V205H175ZM235 205V207L233 206V205ZM27 205H30V207L29 206H27ZM33 207H32V206ZM53 207H52V206ZM178 205H182V209H183V206H184V211H182V213L184 212V217H181V216H183L181 213H179L180 211H178V209L180 210V206L178 207ZM188 205V206H187ZM206 205V204H205ZM0 206H1V204H0ZM20 206H22V205H20ZM50 206V207H49ZM141 206V205H140ZM178 208H177V207ZM202 206H203V208H202ZM40 207V208H39ZM46 207V208H45ZM55 207V208H54ZM58 207V206H57ZM138 207H139V209H138ZM158 209H157V208ZM159 207H161V208H159ZM164 207V208H163ZM167 207H169L168 208V213H167V211H166V209H167ZM173 208V210H172V208ZM26 208V209H25ZM33 208V210H35ZM54 208V209H53ZM138 209V211H136L137 209ZM154 210H153V209ZM174 208H175V210H174ZM176 208H177V211H176ZM216 208H218L219 210H217ZM24 209V210H23ZM28 209V210H27ZM53 209V210H52ZM58 209V208H57ZM152 209V210H151ZM160 210L159 212L160 213H158V211L156 212V210ZM165 209V210H164ZM215 209V210H214ZM203 210V211H202ZM21 211V212H20ZM50 211V212H51ZM151 211V212H150ZM153 211H155V212H153ZM161 211H164V213L165 214H163ZM175 211V212H174ZM216 211V212H215ZM10 212H12V213H10ZM51 212V213H52ZM55 212H53V213H55ZM60 214H59V213ZM145 212H147L146 213V216H145ZM172 212V213H171ZM176 212H178L179 213V215L181 214V216H178L177 214H176ZM212 212H214V213H212ZM230 212H232V213H230ZM245 212V211H244ZM87 213V215H88V212H86ZM152 213H154V214H156L157 213V216L156 215H154V214H152ZM162 213V214H161ZM232 214V215H230V214ZM240 213V212H239ZM16 214H17V212H16ZM23 214V215H22ZM38 214V213H37ZM160 214H161V216H160ZM166 214H167V216H166ZM169 214V215H168ZM171 214H174V215H172L171 216ZM188 214V215H187ZM197 214H200L199 215V217L202 215V217L201 218H203V217H207L206 219L204 218L203 219V221H205L206 222V220H208V222H206L211 228H212V226H214L215 227V225H216V228H214L215 229V231L217 230V231H220V230H224L225 229V232L228 230V234H229V232H230V235H232V236H235V234H237L236 236H237V238L239 239V241H238V239H237V241H236V245L233 243V242H231V244L232 245H230L229 244V242H230V240L227 242L226 240H224L225 238H223L222 236L223 235H220L219 234V238L216 236V235H213L212 234V237H214V236H216V238L214 237V238H212L211 237V234H208L209 233V231L211 230V229H209L208 227L206 228V227H204L206 230H204V228L202 229V230H200L202 227H203V225L201 224V228L198 226V229H199V232H198V229L196 230V226L195 227H193L192 225H194V224H192L191 226H190V223L192 222V223H194L193 221H194V215H195V217L196 216H198ZM13 215V216H12ZM96 215V214H95ZM142 215V216H141ZM143 215L145 216L144 218H143ZM165 215V216H164ZM176 215V219L174 218V216ZM229 215H230V217H229ZM36 216H37V218H36ZM36 216H33V218L35 219L36 218V220H38L39 218H38V215H36ZM104 216V217H103ZM156 216V217H155ZM160 216V217H159ZM4 217H2V218H4ZM7 217H8V219H7ZM10 217V218H9ZM12 217V218H11ZM53 217V219H54V217H56L55 215L54 216H52ZM100 218H102V220L103 221H105V224H104V222H103V225L105 226V225H107V223H106V220H104V218L106 217V219L108 220L107 222H109V223H111L112 221H110L112 218H107V217H109L107 214H106V216L104 215V214H100V216H99ZM151 216L149 217H147V219L149 218V219H151L152 218ZM175 219V221L176 222H174V220H173V218ZM189 219H188V218ZM231 217H233V219H234V221L236 222V224H235V222L234 223H229L231 220H229L228 218H230V219H232ZM1 218V219H2ZM14 218V219H13ZM16 218V219H15ZM17 218H19V219H17ZM143 218V219H142ZM154 218H152L153 220H155ZM194 218V219H193ZM9 219H12V221H9ZM64 219V220H63ZM65 219L66 220H68V221H65ZM116 219H118V218H115V220ZM148 219V220H149ZM158 219V220H159ZM170 219H172V220H170ZM188 219V220H187ZM232 219V220H233ZM248 219V218H247ZM16 220H17V222H16ZM59 220V221H58ZM63 220V221H62ZM101 220V219H100ZM139 220L137 221L136 220V223H135V221H134V223L135 224H137V222H138V224H139ZM145 220V219H144ZM143 220V221H144ZM170 220V221H169ZM178 220H179V222H178ZM185 221L186 220V222H180V221ZM209 220H210V222L211 223H213V225H211L210 223H209ZM213 220V221H212ZM117 221H119V220H117ZM150 221V220H149ZM9 222L11 223V225H9ZM39 222V221H38ZM102 222V221H101ZM173 223L174 222V224L176 225L177 224V222H178V225H179V223H180V225L183 227H181L180 225H179V227L180 228H178V226H176V227H174L173 225L174 224H172V227H173V229L170 227L171 225H170V223ZM231 222H233V221H231ZM245 222H247V221H245ZM16 223H18V224H16ZM108 223V224H109ZM186 224V225H184V224ZM258 223V224H257ZM16 224V225H15ZM137 224V225H138ZM220 224H222V225H220ZM228 224V225H227ZM230 224V225H229ZM233 224H235V225H233ZM15 225V226H14ZM189 227H188V226ZM217 225L219 226H221V228H223L222 226H224L225 228L224 229H221L220 228V226L217 228ZM237 225V226H236ZM254 225H256L255 227H254ZM259 225H260V228H258L259 227ZM10 226V227H9ZM71 226H72V228H71ZM104 226H103V228H101L102 230L99 232L100 234L101 233H103L104 231L106 232V234H107V231H108V234L110 233L109 231H110V229L109 230H106V229H108L109 227H110V225H107L108 226V228L107 227H105L104 228ZM184 226H187V227H184ZM230 226V227H229ZM231 226H232V228H233V230L231 231ZM240 227V229H238L237 227ZM228 227V228H227ZM19 228H21V229H19ZM85 228H86V230H85ZM174 228H175V230H174ZM177 228V229H176ZM182 228V229H181ZM184 228H189V229H187V230H189L188 232H186L185 233V231H187L186 229H184ZM195 228V229H194ZM220 228V229H219ZM230 228V229H229ZM239 230V231H237L235 234H234V231H236L237 229ZM242 228V229H241ZM247 228V229H246ZM262 228V229H261ZM180 229V230H179ZM184 229V230H183ZM195 231L196 230V232H194L193 230ZM209 229V231H208V233H207V230ZM243 229H245V231L243 230ZM250 229H251V231H250ZM255 231V229H256V231H259V229L261 230V231H259L258 232V234H259V236L261 237H259L258 236V234H256L257 232L255 231H253V230ZM258 229V230H257ZM17 230V231H16ZM191 230V231H190ZM173 231V232H172ZM180 231V232H179ZM184 231V232H183ZM194 232L196 235H197V233H198V235L199 234H201V235H199V237H198V239L200 238V239H203L205 236V238H204V242H202V241H200V242H202L203 244H201L199 241L197 242V243H195L196 242V237L194 238L193 236H195L194 235V233H192L193 234V236H191V232ZM203 231V232H202ZM241 231V232H240ZM250 231V232H249ZM61 232V233H60ZM105 232L102 234V235H104L105 234ZM184 234H183V233ZM190 232V233H189ZM202 232V233H201ZM206 232V234H203V233H205ZM211 232V231H210ZM254 234H253V233ZM178 233H180V234H178ZM188 233H189V235H188ZM227 233V232H226ZM240 233V234H239ZM242 233V234H241ZM55 234H56V232H55ZM60 234V235H59ZM173 234H175V237H176V239H175V237L174 238H172V236H174ZM185 234H187L186 236H185ZM33 235V234H32ZM32 235H31V237H32ZM204 235V236H203ZM240 235V236H239ZM252 235V236H251ZM253 235H254V237H253ZM34 236V235H33ZM57 236V235H56ZM62 236V237H61ZM100 236V235H99ZM130 236H131V234H130ZM177 236H179V237H181V238H178ZM187 236H191V238L190 237H187ZM209 236V237H208ZM37 237V235L35 236V237H32L33 239H31L32 241H34V239ZM187 237V239H185ZM193 237V238H192ZM201 237H203V238H201ZM221 237V238H220ZM29 238H30V236H29ZM27 239V240H29L30 241V239ZM127 238H128V236L126 237H123V239L124 240H126V242H127ZM212 238V239H211ZM232 238V237H231ZM256 238H258V240L259 241H257V239ZM94 239H95V237H94ZM192 239H195V240H192ZM199 239V240H200ZM223 239V240H222ZM254 239V240H253ZM255 239H256V241H255ZM123 240V241H124ZM174 240H176L175 242H174ZM187 240H189V241H187ZM190 240H191V242H190ZM261 240V241H260ZM183 241V242H182ZM185 241H187V243H189V244H184L185 243ZM195 243H193V242ZM221 241V242H220ZM224 241L226 242V243H224ZM125 242V241H124ZM170 242V243H169ZM173 242H174V244H173ZM208 242V243H207ZM238 242V243H237ZM257 242H259L258 244H260V247H261V251H259V252H257V250L260 248L259 247V245L257 244ZM28 244H26V245H30L29 244V242H27ZM30 243H32L31 241H30ZM194 245H193V244ZM205 243H206V245H205ZM244 243V244H243ZM170 244V245H169ZM182 247V245H183V247H184V245H185V248H181L179 245ZM196 244H197V246H196ZM208 244V245H207ZM222 244H224L223 246L225 247V248H227L228 250H231L232 252H228V250L225 252V254L223 253L222 254V256H221V254L219 255V257H217V251H216V248H215V245H217V246H219V245H222ZM243 244V245H242ZM247 244V245H246ZM257 245V247H256V245ZM262 244V245H261ZM173 245V246H172ZM199 245H201L202 246V249H200V246ZM231 247H230V246ZM254 247H253V246ZM7 246L9 247V244H7ZM7 246H5V247H7ZM162 246V245H161ZM162 246V247H163ZM196 246V247H195ZM199 246V247H198ZM204 246V247H203ZM213 246V247H212ZM250 246H252L251 247V249H250ZM7 247V248H8ZM164 247L163 248H161V249H164ZM211 247V248H210ZM258 248L257 250H255L256 248ZM170 248H172V249H170ZM199 248V249H198ZM231 248V249H230ZM3 249H4V247H3ZM205 249V250H204ZM215 249V250H214ZM168 250V252H166ZM177 250V251H176ZM179 250V251H178ZM181 250V251H180ZM184 250V251H183ZM201 250V251H200ZM4 252L3 253H5L6 251H5V249L3 250ZM163 251V250H162ZM186 251V252H185ZM247 251V252H248ZM110 251H108L107 250V252L105 251V253H102V254H99V255H97L96 254V252L93 254L92 253V255L93 256H90L91 254H89V257H86V258H88V259H96V260H98V258H99V260H101L102 261V257L104 256L103 254H107L106 256H108V257H104L105 259L106 258H109V255H110V253H109ZM176 252V253H175ZM178 252V253H177ZM55 253L56 254H58L59 255V257L65 262V261H67V260H70V262H72V264H81V263H83L82 261L83 260H86V259H84V258H81L80 257V255L79 254H68V253H66V252H59V253H57L56 251H55ZM215 253V254H214ZM233 253V254H232ZM255 253V254H256ZM261 253V254H260ZM109 254V255H108ZM176 255V256H173V255ZM227 254H229V256H225V255H227ZM75 255V256H74ZM102 255V256H101ZM183 255V256H182ZM225 257H224V256ZM235 255V256H234ZM242 255V256H241ZM111 256V255H110ZM170 256V255H169ZM205 256H206V258H205ZM221 256V257H220ZM230 256H231V258H230ZM241 256V257H240ZM243 256H245V257H243ZM44 257V256H43ZM92 257V258H91ZM93 257H97V258H93ZM173 257V258H172ZM229 257V258H228ZM104 258H103V260H104ZM111 258H114L113 256H111ZM172 258V259H171ZM221 258V259H220ZM227 258V259H226ZM44 259V258H43ZM45 259H47V258H45ZM44 259V260H45ZM231 259H233L232 261H231ZM48 260V259H47ZM47 260H45L46 261V264H47ZM93 260V261H94ZM216 260V259H215ZM127 261V260H126ZM128 261H129V259H128ZM128 261L126 262V263H128ZM210 261V262H209ZM211 261H212V263H211ZM217 261V260H216ZM222 261H223V263H222ZM262 261H264V260H262ZM261 261V262H262ZM129 262H131V261H129ZM209 262V263H208ZM219 262H217V263H215V261H214V264H218ZM245 262V263H244ZM41 263H43V264H45L44 263V261L42 260V262H40V264ZM219 263V264H220ZM14 264H19L18 262H14ZM63 264H66V263H63ZM70 264V263H69ZM84 264V263H83ZM129 264H131V263H129ZM196 264V263H195ZM262 264H264V262H262Z\"/></svg>",
	"mask_w": 264,
	"mask_h": 264
},
{
	"label": "bare ground",
	"instance_id": "obj_2",
	"mask_svg": "<svg viewBox=\"0 0 264 264\" xmlns=\"http://www.w3.org/2000/svg\"><path fill=\"white\" fill-rule=\"evenodd\" d=\"M95 1V0H94ZM97 1V0H96ZM109 1V0H108ZM116 1V3H118L117 1L118 0H115ZM114 1V2H115ZM122 1V0H121ZM131 1V0H130ZM143 1V0H142ZM157 1V0H156ZM155 1V2H156ZM160 1V0H159ZM171 1H173V0H171ZM177 1V0H176ZM184 1V0H183ZM182 1V3H184ZM196 1V0H195ZM262 1V2H261ZM53 2H55V1H53ZM92 2V1H91ZM124 2V1H123ZM128 2V1H127ZM152 2V1H151ZM151 2H150V0H149V2L148 3H150L149 5H151ZM154 2V1H153ZM161 2V1H160ZM164 2V1H163ZM166 2V1H165ZM168 2V1H167ZM186 2V1H185ZM188 2V1H187ZM186 2V3H187ZM50 3V2H49ZM59 3V2H58ZM78 3V2H77ZM99 3H104V2H99ZM126 3V2H125ZM132 3H133V1H132ZM135 3V2H134ZM147 2H146V4H148ZM158 3V2H157ZM156 3V4H157ZM174 3V2H173ZM178 3L179 2H177V4L176 5H174V6H178ZM180 3H181V1H180ZM190 4H191V6L190 5H188V7H187V4H186V6L185 7H187V8H185V7H182V6H184L185 4H181L182 6H180L179 5V7L180 8H176V7H174V6H172L173 8H175V9H180V11H179V13H178V15H179V18L178 19H176L177 21H175L174 20V22H177L178 23V25L179 24H182V23H188L190 26H192V23L195 25H193L194 27L193 28H191V27H189V28H187L186 26H188V25H183V27L185 26L187 29V31L186 32H180L183 36H184V34H192L193 35V33H195V32H197V31H199L200 32V34L202 35L203 34V36H204V34L206 35V37L204 38L203 36L201 37V35L200 34H198L199 36H200V38H204V40H202L203 41V43L202 42H199L200 44V46L202 47L201 49V54H199L200 56H202V58H198V56H196L197 58H198V61L200 60V59H202L203 60V67L201 66V69H200V71L199 72H201V73H199L198 72V74L202 77V83H203V91H204V93L202 92V90H201V93H203V98L206 100H208L209 99V97H211L212 95H210L209 94V92H210V89H211V87H212V90L213 89H215L217 92H213V91H215V90H213L212 92L213 93H216L217 94V96H219V95H223L222 97H224V95H226V94H228L229 92H231V93H233V94H235L236 93V90H237V86L238 85H235V83L236 84H239V87L240 86H242V88H246L247 89V91H250L251 93H255V92H258V93H260L261 95L260 96H264V95H262V94H264V6H260V5H262V3H264V0H197V3L194 5H192V2L190 1L189 2ZM84 4V3H83ZM92 4V3H91ZM114 4V3H113ZM136 4H137V2H136ZM141 5L142 4H144V1H143V3H140ZM139 4V5H140ZM146 4H145V6H146ZM159 4V3H158ZM165 4V3H164ZM45 5V4H44ZM54 5V4H53ZM71 5V4H70ZM73 5H75V3L73 4ZM78 5V4H77ZM90 5V4H89ZM98 5V4H97ZM100 5V4H99ZM98 5V6H99ZM128 5V4H127ZM133 5V4H132ZM135 5V4H134ZM138 5V4H137ZM136 5V6H137ZM162 5H163V3H162ZM168 5L169 4H167V5H165V6H167L168 7ZM84 6V5H83ZM103 6H104V4H103ZM103 6H101V7H103ZM111 6V5H110ZM109 6V7H110ZM113 6V5H112ZM114 6H115V4H114ZM117 6H118V4H117ZM124 6V5H123ZM136 6H135V8H136ZM156 6V5H155ZM160 6H161V4H160ZM171 6V5H170ZM45 8H46V5L44 6ZM78 7V6H77ZM96 7V6H95ZM101 7H100V10H101ZM108 7V6H107ZM108 7V8H109ZM119 8H120V6H118ZM134 7V6H133ZM142 7V6H141ZM144 7V6H143ZM148 7V6H147ZM149 7H151V6H149ZM152 7H154V6H152ZM159 7V6H158ZM157 7V8H158ZM164 7V6H163ZM162 7V8H163ZM44 8V9H45ZM55 8V7H54ZM53 8V9H54ZM90 8V7H89ZM106 8V7H105ZM107 8V9H108ZM117 8V7H116ZM130 8H131V6H130ZM155 8V7H154ZM154 8H146V11L148 10V11H150V9L151 10H153ZM166 8V7H165ZM169 8V7H168ZM167 8V9H168ZM182 8V9H181ZM183 8L185 9V10H183ZM9 9V8H8ZM42 10L41 9V12L42 11H45V10H47V9H45V10ZM79 9H81L82 10V8H79L78 7V9L77 10H79ZM84 9V8H83ZM88 9V8H87ZM96 9V8H95ZM94 9V10H95ZM104 9V8H103ZM110 9V8H109ZM108 9V10H109ZM144 8H142V10H143ZM170 9H171V11L173 10V13H174V11H175V9H172L171 7H170ZM5 10V9H4ZM81 10H79L78 12H80ZM106 10V9H105ZM104 10V11H105ZM114 10H115V8H114ZM131 10V9H130ZM130 10H127V13H130V12H128V11H130ZM134 10H136V9H134ZM155 10V9H154ZM157 10H162V9H157ZM67 11V10H66ZM99 11V10H98ZM111 11V10H110ZM121 11V10H120ZM133 11V10H132ZM132 11H131V13H132ZM137 11V10H136ZM139 11V10H138ZM146 11H145V13H146ZM168 12H169V9L167 10ZM170 11V14L172 13ZM6 12H9V11H6ZM5 12V13H6ZM51 12V11H50ZM54 10H53V15H54ZM78 12H76V9H75V11H74V17L75 16H77V15H75V13H77V14H80V13H78ZM91 12V11H90ZM101 12V11H100ZM107 12H109V11H107ZM112 12H116V11H112ZM111 12V13H112ZM135 12V11H134ZM176 12V11H175ZM49 13V12H48ZM48 13L46 14L47 16H48ZM87 14H88V12H86ZM96 13H97V11H96ZM95 13V14H96ZM99 13V12H98ZM97 13V14H98ZM136 13V15H137V12H135ZM134 13V14H135ZM141 13H144V11H140V14L139 15H141ZM153 13V12H152ZM159 13H162V12H159ZM0 14H2V13H0ZM7 14V13H6ZM10 14V13H9ZM8 14V15H9ZM14 14V13H13ZM12 14V15H13ZM41 14V13H40ZM43 14H44V16H45V13L43 12ZM60 14V13H59ZM96 14V15H97ZM108 14V13H107ZM106 14V15H107ZM124 14V13H123ZM150 14H151V11H150ZM154 14H156V11H155V13ZM163 14H167V12L165 11ZM175 14V13H174ZM84 15V14H83ZM90 15V14H89ZM99 15H101V13H99ZM98 15V17H100L101 18V16H99ZM112 16L114 15V14H111ZM126 15V14H125ZM129 15V14H128ZM132 15H133V13H132ZM146 15H147V13H146ZM159 15V14H158ZM168 16H169V13L167 14ZM177 15V16H178ZM41 16V15H40ZM73 16V15H72ZM81 16H82V13H81ZM86 16H88V15H86ZM86 16H83V18L84 17H86ZM105 16V15H104ZM104 16L102 17V19H103V22H105L104 21ZM108 16V15H107ZM110 16V15H109ZM120 16H121V14H120ZM131 16V15H130ZM129 16V17H130ZM135 16V15H134ZM143 16H144V14H143ZM142 16V17H143ZM149 16V15H148ZM150 16H152V15H150ZM149 16V17H150ZM154 16H156V15H154ZM160 16V15H159ZM158 16V17H159ZM163 16H165V15H163ZM174 16V15H173ZM11 17H13V16H11ZM17 17V16H16ZM51 17V16H50ZM53 17V16H52ZM51 17V18H52ZM63 17V16H62ZM74 17H71V19H72V21H74L73 20V18ZM80 17V16H79ZM89 17V16H88ZM92 17V16H91ZM90 17V18H91ZM139 17V16H138ZM142 17L140 16V19H142ZM145 17V19H146V17L147 16H144ZM153 17V16H152ZM157 17V16H156ZM155 17V18H156ZM158 17H157V22H158ZM170 17V16H169ZM168 17V18H169ZM172 17V16H171ZM41 18V17H40ZM42 18H44V17H42ZM48 18V17H47ZM51 18H49V19H51ZM54 18V17H53ZM52 18V19H53ZM55 18H56V16H55ZM67 18V17H66ZM80 19V20H85V19ZM93 18V17H92ZM96 18V17H95ZM100 18H99V20H100ZM109 18V17H108ZM111 18V17H110ZM112 18H117V16L116 17H112ZM123 18V17H122ZM121 18V19H122ZM128 18V17H127ZM132 18H133V16H132ZM154 18V17H153ZM161 18H162V16H161ZM160 18V19H161ZM165 18V17H164ZM167 18V17H166ZM173 18H176V15H175V17H173ZM45 19V18H44ZM48 19V20H49ZM59 19V18H58ZM57 19V20H58ZM70 19V20H71ZM74 19H76V18H74ZM79 18H77V20H75V22H77V21H79L78 20ZM98 19V18H97ZM96 19V20H97ZM101 19V20H102ZM139 19V18H138ZM150 19H152L151 17H150ZM150 19H149V21H150ZM163 19V18H162ZM12 20V19H11ZM47 20V19H46ZM47 20V21H48ZM54 20V19H53ZM62 20H64V19H62ZM69 20V21H70ZM99 20H97V21H95V24L96 25H107V23L105 22V23H101V22H99L98 23V21ZM118 20V19H117ZM124 20H126V19H124ZM133 20V19H132ZM136 20H137V18H136ZM147 20H148V17H147ZM146 20V21H147ZM154 20V19H153ZM153 20H152V22H153ZM167 20V19H166ZM169 20H171V19H169ZM173 20V19H172ZM171 20V21H172ZM1 21V20H0ZM47 21H44V22H47ZM51 21V20H50ZM55 21V20H54ZM59 21V20H58ZM61 21V20H60ZM88 21H89V19H88ZM88 21H85V22H88ZM111 21L113 22V19L112 20H110V23H111ZM119 21H121V20H119ZM144 21V20H143ZM161 20H159V22H160ZM34 22V21H33ZM71 22V21H70ZM80 22H82V21H80ZM91 22H94V20H91ZM125 22V21H124ZM129 22L130 21H128V24H129ZM132 22V21H131ZM135 22H137V21H135ZM142 22V21H141ZM155 22V21H154ZM158 22V23H159ZM163 22V21H162ZM164 22H165V20H164ZM174 22H173V24H174ZM2 23H3V21H2ZM1 22H0V24H2ZM19 22H17V19H16V21H15V24H18ZM22 23V22H21ZM35 23H36V21H35ZM43 23V22H42ZM61 23V22H60ZM60 23H55V24H60ZM63 23V22H62ZM90 23V22H89ZM88 23V24H89ZM110 23H108V24H110ZM118 23V22H117ZM116 23V21H115V24H117ZM139 23V22H138ZM172 23V22H171ZM176 23V24H177ZM14 24V25H15ZM51 24H52V22H51ZM64 24V23H63ZM66 24V23H65ZM65 24L63 25V26H65ZM69 24H71V23H69ZM74 24V23H73ZM76 24V23H75ZM74 24V25H75ZM85 24V23H84ZM84 24H80V25H84ZM91 24L92 25H94L93 23H90V27H91ZM113 24V23H112ZM111 24V25H112ZM119 24H121V23H119ZM127 24V25H128ZM146 24V26H148L147 25V23H145ZM148 24H149V22H148ZM153 24H155V23H153ZM160 25L162 24V23H159ZM168 24H170L169 22H168ZM168 24H167V26H168ZM173 24H172V27H173ZM175 24V25H176ZM7 25V24H6ZM18 25H21V24H18ZM18 25H16L17 26V28H18ZM43 25V24H42ZM46 25V24H45ZM48 25H50V24H48ZM105 25V26H106ZM124 25V24H123ZM126 25V26H127ZM131 25V24H130ZM135 26L136 25H138V24H134ZM133 24L131 25V27L132 26H134ZM150 25V24H149ZM163 25V24H162ZM171 25V24H170ZM2 26V25H1ZM3 26H4V24H3ZM40 27H41V25H39ZM54 26V25H53ZM59 26V25H58ZM57 26V28L58 29H56V26H54V28L53 27H49V26H45V28H44V32H43V34L45 35V34H67L66 32H65V30L64 31H62V29L60 30V27H58ZM62 26V25H61ZM68 24H66V28L64 27V29H67L68 27ZM78 26H79V24H78ZM87 27V29H88V32L90 31V29H92L93 27H89L87 24H85L84 25V28H86ZM97 26V27H98ZM109 26V25H108ZM119 26H121V25H119ZM125 26V27H126ZM142 26V25H141ZM165 26V25H164ZM33 27V26H32ZM70 27V26H69ZM102 27H104V26H102ZM116 27V26H115ZM137 27V26H136ZM144 27V26H143ZM152 27H154V25L152 26ZM160 27V26H159ZM171 27V26H170ZM175 27V26H174ZM179 27V26H178ZM181 27V26H180ZM180 27H179V29H180ZM1 28V27H0ZM8 28H9V26H8ZM13 28V27H12ZM16 28V29H17ZM20 28V27H19ZM24 28V27H23ZM23 28H22V30H23ZM42 28V29H43ZM71 28V27H70ZM74 28V27H73ZM75 28L77 29V27L75 26ZM74 28V29H75ZM83 27H82V29H80V26H79V29H77V30H79V31H83L82 33H84L87 29H84ZM101 28V27H100ZM106 28H108V27H106ZM104 29L105 31L107 30V29ZM130 28V27H129ZM138 28V27H137ZM150 28V27H149ZM155 28L156 27H154V28H152V29H154V31H155ZM158 28V27H157ZM156 28V29H157ZM163 27H160V29H162ZM164 28H166V27H164ZM168 28V27H167ZM176 28V27H175ZM3 29H5V27L3 28ZM3 29H1L2 31H3ZM11 29V28H10ZM9 29V30H10ZM21 29V28H20ZM19 29V30H20ZM25 29V28H24ZM36 29H38V27L36 28ZM84 29V30H83ZM93 29H95V26H94V28ZM92 29V30H93ZM108 29H110V28H108ZM112 29H114L113 27H112ZM111 29V30H112ZM122 29H123V27H122ZM133 29H135L134 27H133ZM140 29V28H139ZM148 29V27L146 28V30ZM169 29V28H168ZM171 29H173V28H171ZM178 29V28H177ZM70 29L68 28V30H67V32L69 31ZM91 30V31H92ZM96 30V29H95ZM98 30V29H97ZM96 30V31H97ZM100 30V29H99ZM117 30V29H116ZM115 29H114V31H116ZM126 30V29H125ZM137 30V29H136ZM144 30V29H143ZM142 30V31H143ZM149 30V29H148ZM147 30V31H148ZM165 30V29H164ZM170 30V29H169ZM174 30H176V29H174ZM2 31H0V32H2ZM11 31V30H10ZM15 31V30H14ZM25 31H27V29L25 30ZM25 31H22L23 32V35H24V33H27V32H25ZM31 31H34L33 29H29V33L31 32ZM71 31H72V28H71ZM74 31L75 30H73V33H74ZM89 32V33H93V31L92 32ZM96 31H94L96 34H98L99 35V33H102L101 31H98V33L96 32ZM104 31V32H105ZM108 31V30H107ZM128 31V30H127ZM157 31H158V29H157ZM160 31V30H159ZM165 31H167V30H165ZM172 32H173V30H171ZM182 31V30H181ZM183 31H185L184 29H183ZM4 32V31H3ZM9 32V31H8ZM16 32V31H15ZM18 32V31H17ZM87 32V31H86ZM87 32V33H88ZM109 32H111V31H109ZM133 32V31H132ZM140 32V31H139ZM138 32V33H139ZM145 32V31H144ZM149 32V31H148ZM6 33H7V31H6ZM12 32H10V34H11ZM35 33V32H34ZM40 33H41V31H40ZM76 33V32H75ZM74 33V34H75ZM80 33V37L78 38V35L76 36L75 35V37H77V38H75L74 36H70L69 34L68 35H65V39L63 38V36H62V38L64 39L63 41H67V43L69 44V45H72V46H75V45H77V42H80V43H82L83 41H85L87 38H88V41L90 40V38L88 37L89 35H91V34H87L86 35V33L85 34H82L81 32H79ZM78 32H77V34H79ZM107 33V32H106ZM112 33V32H111ZM119 33H121V32H119ZM124 33V32H123ZM129 33V32H128ZM161 34H162V32H160ZM159 33V34H160ZM198 33V32H197ZM9 34V35H10ZM28 34V33H27ZM71 35H72V33H70ZM95 34V35H96ZM108 34V33H107ZM122 34V33H121ZM125 34H126V32H125ZM142 34V33H141ZM144 34V33H143ZM142 34V35H143ZM152 34H153V32H152ZM156 34V33H155ZM158 34V33H157ZM172 34V33H171ZM0 35H3V33L2 34H0ZM9 35H8V37H9ZM13 35V34H12ZM26 35V34H25ZM42 35V34H41ZM85 35L87 36V38L85 37ZM93 35V34H92ZM98 35H96V36H98ZM101 35H105V34H101ZM117 35V34H116ZM148 35H150V33L148 34ZM147 35V36H148ZM178 36H179V32H178V34H177ZM187 35V36H188ZM30 36V35H29ZM36 36V35H35ZM49 36V35H48ZM54 36V35H53ZM59 36H61V35H59ZM82 36L84 37V38H86V39H84V40H82L81 38H82ZM96 36H94V37H96ZM113 36V35H112ZM115 36V35H114ZM146 36V35H145ZM144 36V37H145ZM177 36V37H178ZM182 36V37H183ZM191 36V35H190ZM195 36V35H194ZM193 36V37H194ZM199 36L197 37V38H199ZM4 37H6V34H5V36ZM11 37H13V36H11ZM11 37H9V40H10V38ZM15 37H17V35L15 36ZM22 37V36H21ZM28 37V36H27ZM43 37H46V36H43ZM55 37V36H54ZM130 37V36H129ZM132 37V36H131ZM149 37V36H148ZM147 37V38H148ZM169 37V36H168ZM185 37H186V35H185ZM210 37V38H209ZM2 38V37H1ZM18 38V37H17ZM23 38V37H22ZM61 38V37H60ZM61 38V39H62ZM101 37H99V39H100ZM105 38V37H104ZM103 38V39H104ZM110 38V37H109ZM113 38V37H112ZM111 38V39H112ZM120 38V37H119ZM136 38V37H135ZM138 38V37H137ZM154 38H157V37H154ZM176 38V37H175ZM180 38V37H179ZM187 38H190V37H187ZM12 39V38H11ZM21 39V38H20ZM49 39H50V36H49ZM49 39H47V41H49ZM53 39L54 38H52L51 40L53 41ZM92 39V38H91ZM95 40H96V42L98 41V37H97V39L96 38H94ZM125 39V38H124ZM146 39V38H145ZM150 39V38H149ZM152 39V38H151ZM150 39V40H151ZM157 39H159V38H157ZM181 39V38H180ZM180 39H179V41H180ZM191 39V38H190ZM209 39H211L210 41H209ZM1 40V39H0ZM27 40H29V39H27ZM26 40V41H27ZM44 40V39H43ZM50 40V41H51ZM55 40H57V39H54V41ZM107 40V39H106ZM106 40H105V42H106ZM119 40V39H118ZM117 40V41H118ZM123 40V39H122ZM138 40V39H137ZM144 40V39H143ZM142 40V41H143ZM176 40H178V39H176ZM182 40V39H181ZM193 40V39H192ZM192 40H190V41H192ZM200 40V39H199ZM13 41V40H12ZM62 41V42H63ZM94 41V40H93ZM99 41H101V39L99 40ZM103 41V40H102ZM108 41V40H107ZM112 41V40H111ZM114 41V40H113ZM116 41V40H115ZM148 41V40H147ZM184 41V40H183ZM194 41V40H193ZM198 41V40H197ZM196 41V42H197ZM6 42V41H5ZM39 42V41H38ZM37 42V43H38ZM86 42H87V40H86ZM92 42V41H91ZM95 41H94V43H91L94 47H98V44L96 43ZM119 42V41H118ZM135 42V41H134ZM153 42V41H152ZM151 42V43H152ZM155 42V41H154ZM168 42V41H167ZM166 42V43H167ZM176 42H178V41H176ZM182 42V41H181ZM189 42V41H188ZM188 42H184L183 43V45H186L185 43H188ZM3 43V42H2ZM9 43V42H8ZM22 43H24V42H22ZM36 43V44H37ZM48 43V42H47ZM50 43V42H49ZM53 43V42H52ZM56 43H57V41H56ZM65 42H63V43H60V44H62V45H67V43L66 44H64ZM100 44L102 43V42H99ZM103 43H104V41H103ZM117 43V42H116ZM132 43V42H131ZM145 43V42H144ZM149 43H150V41H149ZM157 43V45H158V42H156ZM161 43V42H160ZM165 43V42H164ZM7 44V43H6ZM14 44V43H13ZM27 44H28V42H27ZM26 44V45H27ZM30 44H32V43H30ZM35 44V45H36ZM43 44V43H42ZM57 44H59V43H57ZM56 44V45H57ZM87 45H89L88 43H86ZM85 44V45H86ZM90 44V45H91ZM96 44H97V46H96ZM100 44H99V46H100ZM106 44V43H105ZM126 44V43H125ZM133 44V43H132ZM139 44V43H138ZM137 44V45H138ZM147 44V43H146ZM175 44V43H174ZM181 44V43H180ZM192 44L193 43H191V46H192ZM3 45V44H2ZM2 45H0V46H2ZM10 45H11V43H10ZM19 45V43H17V46ZM23 45V44H22ZM21 45V46H22ZM44 46H45V44H43ZM55 45V46H56ZM61 45V46H62ZM86 45V46H87ZM88 46L89 48L90 47H92V45L91 46ZM116 45V44H115ZM120 45V44H119ZM129 45V44H128ZM137 45H134V46H137ZM141 45V44H140ZM153 45V47H154V44H152ZM156 45V46H157ZM165 45H167V44H165ZM176 45V44H175ZM179 45V44H178ZM177 45V46H178ZM194 45V44H193ZM4 46V45H3ZM11 46H13V45H11ZM51 46V45H50ZM63 46V47H64ZM80 46V45H79ZM78 46V47H79ZM85 46V47H86ZM109 46V45H108ZM144 46H146V45H144ZM143 45H141V47H144ZM189 46H190V44H189ZM199 46V47H200ZM210 46H211V48H210ZM7 48H8V45L6 46ZM10 47V46H9ZM14 47V49H8V51H11L10 53L12 54V52L13 53H16V54H12L11 56H10V53L8 54L6 51L4 52V51H2L1 50V48L4 50V48L3 47H0V61H1V63H2V61H4L5 59H8L9 57L8 56H10V58L12 59V62H14L15 61V59H16V61L18 60V62H20V63H26V62H28L29 61V59H28V57H27V61H25L26 59H25V56L24 55H22V51L20 50L19 52H17L18 51V49H20V48H18V47H16L15 45L13 46ZM27 47V46H26ZM33 47H35V46H33ZM38 47H39V45H38ZM52 47V46H51ZM82 47H84V44H83V46ZM100 47H102V46H100ZM104 47H106V46H104ZM113 47V46H112ZM123 47V46H122ZM122 47H121V49H122ZM147 47V46H146ZM175 47V46H174ZM186 47V46H185ZM192 47H194V46H192ZM192 47H191V51H192ZM195 47H197L198 48V46L196 45V43H195ZM194 47V48H195ZM23 48H25V47H23ZM36 48V47H35ZM70 48H72V47H70ZM69 48V49H70ZM75 48L77 49V47L75 46ZM89 48H87V49H89ZM134 48V47H133ZM135 48H137V47H135ZM140 48V47H139ZM145 48V47H144ZM156 48V47H155ZM196 48V49H197ZM26 49V48H25ZM29 49V48H28ZM46 49V48H45ZM62 49V48H61ZM66 49V48H65ZM82 49V48H81ZM91 50H92V48H90ZM109 49H111V48H109ZM114 49V48H113ZM117 49V48H116ZM120 49V48H119ZM147 49V48H146ZM149 49V48H148ZM157 49V48H156ZM177 49V48H176ZM189 49V48H188ZM6 50V49H5ZM14 50V51H13ZM38 50V49H37ZM44 50V49H43ZM50 50V49H49ZM49 50H48V53H49ZM68 50V49H67ZM77 50H79V48L77 49ZM77 50H75V51H77ZM84 50H85V48H84ZM94 50H95V52H96V49L94 48ZM99 50V49H98ZM129 50V49H128ZM127 50V51H128ZM194 50V49H193ZM36 51V50H35ZM54 51H56V50H54ZM59 51V50H58ZM86 51V50H85ZM187 51H189V50H187ZM195 51V50H194ZM197 51H199L198 49H197ZM30 52V51H29ZM28 52V53H29ZM44 52V51H43ZM66 52V51H65ZM65 52H63V53H65ZM70 52L71 51H69V54L68 55H70ZM94 52V51H93ZM104 52H106V51H104ZM136 52H138V51H136ZM147 52V51H146ZM24 53H25V51H24ZM37 53H40V52H37ZM45 53V52H44ZM62 53V52H61ZM80 53V52H79ZM83 53V52H82ZM103 53V52H102ZM106 53H108V52H106ZM111 53V52H110ZM144 53H145V51H144ZM190 53V52H189ZM8 54V55H7ZM31 54H36V53H31ZM50 54V53H49ZM48 54V55H49ZM55 54H56V52H55ZM66 54V53H65ZM72 54H73V52H72ZM78 54V53H77ZM76 54V55H77ZM112 54V53H111ZM134 54V53H133ZM141 54V53H140ZM191 54H193V51L191 52ZM7 55V56H6ZM25 55H27V54H25ZM45 55V54H44ZM58 55H60V54H58ZM67 55V56H68ZM79 55V54H78ZM94 55H95V53H94ZM104 55V54H103ZM135 55V54H134ZM147 55V54H146ZM146 55H144L145 56V60H146ZM149 55V54H148ZM196 55V54H195ZM198 55V54H197ZM28 56H30V54L28 55ZM61 56V55H60ZM64 56V55H63ZM66 56V55H65ZM66 56V57H67ZM83 56V55H82ZM99 56H101V54L99 53ZM114 56V55H113ZM133 56V55H132ZM8 57V58H7ZM17 57H21L20 59L19 58H17ZM23 57H24V59H23ZM40 57V58H39ZM53 57V56H52ZM52 57L51 58H49V59H52ZM76 57V56H75ZM74 57V58H75ZM83 57H85V56H83ZM82 57V59H84ZM107 57V56H106ZM111 57V56H110ZM139 57V56H138ZM137 57V58H138ZM142 57V56H141ZM149 57V56H148ZM193 57H195V56H193ZM30 58V57H29ZM35 58V57H34ZM62 57H59V59H61ZM87 58V57H86ZM93 58V57H92ZM97 58V57H96ZM113 58V57H112ZM129 58V57H128ZM188 58H189V56H188ZM11 59H9V61L11 60ZM31 59V58H30ZM43 59H45V61H48L47 60V56L45 55V56H43V53H40V54H38V57H37V54H36V58L33 60V59H31V60H33L36 64L35 65H38L37 63L38 62H40V61H42ZM68 59V58H67ZM88 59V58H87ZM102 59H103V56H102ZM104 59H105V57H104ZM125 59V58H124ZM148 60H149V58H147ZM14 60V61H13ZM53 60V59H52ZM55 60V59H54ZM63 60H65V59H63ZM63 60L61 61V62H63ZM76 60H79V59H77L76 58ZM89 60V59H88ZM94 60V59H93ZM98 60V59H97ZM108 60V59H107ZM202 60H201V62H202ZM8 60H6V61H4V63L5 62H7ZM32 61V62H33ZM44 61V62H45ZM56 62L58 61V60H55ZM60 61V60H59ZM81 61V60H80ZM79 61V62H80ZM91 61V60H90ZM99 61V60H98ZM128 61V60H127ZM141 60H139V62H140ZM150 61V60H149ZM32 62H30V64L32 63ZM34 62H33V64H34ZM51 62H53V61H51ZM67 62V61H66ZM83 62V61H82ZM85 62V61H84ZM100 62H101V59H100ZM103 62V61H102ZM146 63H147V61H145ZM190 62V61H189ZM0 63V64H1ZM16 63V62H15ZM19 63V64H20ZM23 63V64H24ZM45 63H47V62H45ZM74 63V62H73ZM92 63V62H91ZM196 63V62H195ZM198 63V62H197ZM7 64H9V63H7ZM10 64H12L11 63V61H10ZM18 64V63H17ZM19 64H18V66H19ZM27 64V63H26ZM29 63H28V65H30ZM33 64L32 65H30V66H32L33 67ZM43 64V63H42ZM47 64H50L49 62L47 63ZM53 64V63H52ZM57 64V63H56ZM79 64V63H78ZM83 64V63H82ZM86 64V63H85ZM144 64V63H143ZM202 64V63H201ZM200 64V65H201ZM214 64V65H213ZM3 65V64H2ZM28 65H26V66H28ZM80 65V64H79ZM129 65V64H128ZM134 65V64H133ZM211 65H213V68H211L212 66ZM21 66H23V65H21ZM20 66V67H21ZM25 66V67H26ZM197 66V65H196ZM24 67V68H25ZM32 67H29V68H32ZM47 67V66H46ZM3 68H5V65H4V67ZM16 68V67H15ZM35 68V67H34ZM34 68H33V70H34ZM36 68H37V66H36ZM35 68V69H36ZM197 68V67H196ZM6 69H7V67H6ZM27 69H28V67H27ZM40 69V68H39ZM44 69V68H43ZM8 70H9V68H8ZM33 70H29L28 69V72L30 73V77L29 78H27V76L28 75H26V80H28L29 79V81H27V82H30L31 83V81L30 80H32V79H30V78H32V72H34ZM37 70V69H36ZM135 70H137V69H135ZM198 70V69H197ZM1 71V70H0ZM2 71H3V69H2ZM10 71V70H9ZM129 71V70H128ZM138 71V70H137ZM194 71V70H193ZM196 71V70H195ZM26 72H27V70H26ZM39 72V71H38ZM47 72H49V71H47ZM46 72V73H47ZM53 72V71H52ZM52 72H51V74H52ZM127 72V71H126ZM192 72V71H191ZM7 73V72H6ZM5 73V74H6ZM25 73V72H24ZM45 73V74H46ZM128 73V72H127ZM127 73H126V75H127ZM137 73V72H136ZM134 74V76L136 75V76H138V78H139V75H137V74ZM2 74V73H1ZM9 74V73H8ZM17 74H19V73H17ZM48 74V73H47ZM7 75V74H6ZM10 75V74H9ZM22 75V74H21ZM20 75V76H21ZM23 75H25V74H23ZM39 75V74H38ZM43 75V74H42ZM53 75V74H52ZM51 75V76H52ZM129 75V74H128ZM132 75H133V73H132ZM140 75H142V74H140ZM193 75V74H192ZM195 75H197V74H195ZM8 76V75H7ZM40 76V75H39ZM49 76V75H48ZM194 76V75H193ZM226 76L227 77H232V79L231 80H233V81H231V80H229V79H227L226 78ZM1 77H3V76H1ZM35 77H37V76H35ZM197 77H199L198 75H197ZM222 77V78H221ZM3 78H6V76L5 77H3ZM2 78V79H3ZM8 78L9 79H11L10 78V76H8ZM13 78V77H12ZM22 78H24V77H22ZM132 78V77H131ZM134 78V77H133ZM1 79V80H2ZM34 79V78H33ZM39 79V78H38ZM51 79H52V77H51ZM50 79V80H51ZM55 79V78H54ZM128 79V78H127ZM5 80V79H4ZM6 80H7V78H6ZM50 80H48V83H49V81ZM135 81L137 80V79H134ZM14 81H16V80H14ZM21 81V80H20ZM24 81V80H23ZM34 81V80H33ZM36 81V80H35ZM138 81V80H137ZM4 82V81H3ZM3 82H1V84H3V87H1V85H0V141L2 142V144L4 143V142H6L5 141V139L7 140L9 137L7 136V135H9L8 134V132L11 130L12 131V129H13V126H15L14 125V121L12 122V117H11V115H8V111L6 110L7 109V107L10 105L9 104V101H11V99H13V97L14 96H12V93H13V95H14V89H12V88H14V86H16V85H14V86H12V84H11V86H12V93H11V95H10V92H9V90H8V88L7 87H5V84L3 83ZM10 82H11V80H10ZM16 82H19L18 80L16 81ZM26 82V81H25ZM47 82V81H46ZM50 82H52V81H50ZM55 82V81H54ZM198 82V81H197ZM9 83V82H8ZM12 83H13V79H12ZM22 84H23V82H21ZM34 83V82H33ZM40 83V82H39ZM48 83H47V85H48ZM200 83V82H199ZM10 84V83H9ZM13 84H15V83H13ZM19 84V83H18ZM25 84V83H24ZM24 84H23V86H24ZM54 84V83H53ZM52 84V85H53ZM25 85H28V84H25ZM32 85H34V84H32ZM37 85V84H36ZM46 85V86H47ZM51 85V84H50ZM51 85V86H52ZM140 87H142V85H140V84H138ZM200 85V86H201ZM8 86V85H7ZM18 86V85H17ZM30 86V85H29ZM28 86V87H29ZM39 86V85H38ZM139 86H138V89L140 90L141 88H139ZM197 86V85H196ZM19 87V86H18ZM27 87V86H26ZM25 87V88H26ZM34 87V86H33ZM33 87H32V89H33ZM37 87V86H36ZM40 87H42L41 85H40ZM47 87H49V86H47ZM56 87V86H55ZM6 88V89H5ZM30 88V87H29ZM143 88H144V86H143ZM200 88V87H199ZM21 89V88H20ZM32 89H29V90H31L32 91ZM138 89H137V92L139 93V95H142L143 97L145 96V95H143L144 94V90L142 91V90H140V91H138ZM33 90H36L35 89V87H34V89ZM38 90V89H37ZM20 91V90H19ZM26 91V90H25ZM142 91V92H141ZM199 91V90H198ZM246 91V92H247ZM24 92V91H23ZM29 92V91H28ZM36 92H38V91H36ZM133 92H135V91H133ZM133 92H131L132 94H133ZM136 92V94H138ZM212 92H210V93H212ZM246 92H244V94L246 93ZM249 92V93H250ZM143 93V94H142ZM146 93V92H145ZM147 93H149V92H147ZM146 93V94H147ZM248 93V92H247ZM246 93V94H247ZM251 93L249 94V95H251ZM43 94V93H42ZM132 94H130V96H127L128 98L129 97H131V95ZM135 94V93H134ZM209 94V95H208ZM245 94V95H246ZM129 95V94H128ZM209 96V97H207V96ZM256 95H257V93H256ZM259 95V94H258ZM17 96V95H16ZM43 96V95H42ZM204 96H206V97H204ZM253 97H254V94L252 95ZM251 96V97H252ZM12 97V98H11ZM47 97V96H46ZM132 97H133V95H132ZM139 96L137 95L136 96V98H138ZM143 97H140V98H143ZM212 97H216V96H212ZM211 97V98H212ZM250 96H249V98H251ZM18 98V97H17ZM25 98H27V97H25ZM48 98V97H47ZM134 98H135V95H134ZM145 98V97H144ZM200 98H201V96H200ZM210 98V99H211ZM219 98H221V97H219ZM230 97H228V99H229ZM235 98V97H234ZM239 98H241V97H239ZM247 98V97H246ZM261 99H262V97H260ZM259 98V99H260ZM15 99V98H14ZM12 100V101H15V100ZM20 99V98H19ZM130 99V98H129ZM203 99V101L204 102H206L207 104L209 103H212L211 101L213 100H208L209 102H207V101H205ZM217 99H218V97H217ZM227 99V100H228ZM231 99V98H230ZM114 100V99H113ZM116 100V99H115ZM113 101V102H115L116 103V105H121L122 103L121 102H119V104H117L118 103V101L116 102V101ZM131 100H132V98H131ZM136 100V99H135ZM145 100V99H144ZM222 100V99H221ZM227 100H225V102L227 101ZM234 100V99H233ZM232 100V101H233ZM254 100H255V98H254ZM253 100V101H254ZM62 101L63 102H66L67 101V98H66V100L64 99H62ZM62 101L60 102V103H62ZM120 101H121V99H120ZM124 101H125V99H124ZM123 101V102H124ZM128 101V100H127ZM127 101H125L126 103H127ZM218 101V100H217ZM262 101V100H261ZM7 104H6V103ZM20 102V101H19ZM23 102H26L27 103V101H24V98H23ZM42 102V101H41ZM46 102H48V101H46ZM50 103H52L51 101H49ZM109 102H112V101H109ZM129 102H130V100H129ZM134 102V104H135V101H133ZM203 102V103H204ZM220 102V101H219ZM233 102H235V101H233ZM240 102V101H239ZM241 102H244V101H241ZM248 102V101H247ZM3 103V104H2ZM11 103V102H10ZM45 103V102H44ZM58 103V102H57ZM68 103H69V100L67 101V105H66V107L68 106ZM108 103V102H107ZM206 103H204L205 105L204 106H209V104L207 105ZM213 103H215L214 101H213ZM213 103H212V105H213ZM222 103H224V102H222ZM221 103V105H224V104H222ZM227 103H228V105H230L229 103H231V102H228L227 101ZM261 103V102H260ZM6 104V105H5ZM36 104V103H35ZM110 104V103H109ZM134 104H132V105H134ZM147 104V103H146ZM149 104V103H148ZM232 104H234V103H232ZM239 104V103H238ZM241 104V103H240ZM251 104V103H250ZM25 106H26V104H24ZM36 105H38V104H36ZM46 105V104H45ZM50 106H51V104H49ZM60 104H58V106H59ZM116 105L115 104H111V105H109V108L107 109V107H106V115L104 116V115H102V114H104V113H102L101 115H99L98 117H97V119H96V123L95 122H93V124H91V123H89V116L87 115V117H89L88 118V120L87 119H85V122L86 121H88L87 122V124H89L88 126L90 127L91 125V127H93V129L95 128V130H89V131H91V132H89L88 131V129H86V127H85V131L84 132H82L83 130H82V125H84L83 123L84 122H82V125H81V127H80V125H78L79 127H77V128H79V130H80V134H82V135H84V134H87L88 132H89V134H90V137H89V135L87 134V137H85V138H88L89 139V142H88V140L86 141V140H83V138L81 139L80 137L78 138V140L79 139H81V141H86V142H88L89 144L87 145V147H85V148H87V149H92V151L94 150V149H99V147L101 146V144L102 145H104L105 144V148H106V145H107V147H108V145H109V149L111 150V147L110 146H113L112 148H114V149H112V150H115L116 149V146L118 145H116V144H114V141L116 140H114L113 138H110V137H114V136H112V135H114L115 134V136L117 137V136H120L122 133H121V130H122V128H121V120H120V122L118 123V121H119V119H120V117L118 118V116H119V114L117 113V111H119L118 109H116L117 107H116ZM124 105V104H123ZM129 105V104H128ZM135 105H137L139 108L141 107V106H139L137 103L135 104ZM228 105H226V103H225V106L228 108ZM248 105V104H247ZM259 105V107H258V110L259 109H264V101H262V103L261 104H258ZM15 106V105H14ZM27 106H28V104H27ZM41 106H43V104L41 105ZM54 106L55 107H53V108H56V106H57V104H56V102H55V104H54ZM61 106H63V105H61ZM84 106V105H83ZM223 107V108H226V107ZM249 106V105H248ZM254 106V105H253ZM10 108H11V106H9ZM21 107H22V105H21ZM36 107V106H35ZM49 107V106H48ZM120 107V106H119ZM118 107V108H119ZM137 107V109H139ZM234 107V106H233ZM232 107V108H233ZM237 107V106H236ZM243 107V106H242ZM242 107H240V108H242ZM25 108V107H24ZM23 107H22V110H19V113L18 114H22V116L24 115L25 116V114L28 116V112L27 111H25V109H24ZM39 108V107H38ZM65 108V107H64ZM64 108H61L60 107V109H64ZM90 108V107H89ZM123 108H125V107H123ZM128 108H130L129 106H128ZM133 108H134V106H133ZM136 108V107H135ZM141 108H144V105H143V107H141ZM140 108V109H141ZM202 108V107H201ZM207 110H210L209 109V107H205ZM204 108V109H205ZM211 108V107H210ZM213 108V107H212ZM211 108V109H212ZM220 108V107H219ZM222 108V107H221ZM229 108H231V107H229ZM244 108V107H243ZM242 108V109H243ZM29 109V108H28ZM35 109V108H34ZM33 109V110H34ZM59 109V108H58ZM82 109V108H81ZM84 109V108H83ZM94 109H96V108H94ZM121 110H122V108H120ZM131 109H132V107H131ZM139 109V110H140ZM214 109V108H213ZM216 109V108H215ZM239 109V108H238ZM241 109V110H242ZM251 109V108H250ZM253 109V108H252ZM9 110V109H8ZM30 110V109H29ZM46 110V109H45ZM51 110V109H50ZM56 110V109H55ZM55 110H53V111H55ZM89 110V109H88ZM99 110H102V111H104L103 109H99ZM124 110V109H123ZM134 110V109H133ZM132 110V111H133ZM139 110H136V111H139ZM142 110V109H141ZM200 110H202V109H200ZM218 110V109H217ZM226 110V109H225ZM234 110H235V108H234ZM257 110V109H256ZM11 111V110H10ZM36 111H38V110H36ZM59 111V110H58ZM81 111V110H80ZM84 111V110H83ZM102 111H100V113L102 112ZM127 111V110H126ZM130 111V110H129ZM129 111H128V113H129ZM144 111H145V109H144ZM227 111V110H226ZM244 111V110H243ZM252 111V110H251ZM27 112V113H26ZM39 112V111H38ZM40 112H42V111H40ZM46 112H48V111H46ZM46 112H43V114L45 113L46 114ZM56 112V111H55ZM91 112V111H90ZM109 112V113H108ZM121 112V111H120ZM204 112V111H203ZM236 112V111H235ZM238 112V111H237ZM255 112V111H254ZM260 112V111H259ZM262 112V111H261ZM13 113V112H12ZM31 113V112H30ZM89 113V112H88ZM122 113H124V112H122ZM122 113H120V114H122ZM126 113V112H125ZM138 113V112H137ZM211 113V112H210ZM218 113V112H217ZM11 114V113H10ZM40 114V113H39ZM42 114V115H43ZM99 114V113H98ZM205 114H207V112L205 113ZM212 114V113H211ZM210 114V115H211ZM228 114V113H227ZM254 114H256V113H254ZM262 114H264V113H262ZM83 115V114H82ZM92 115H93V112H92ZM107 115H108V117H109V119H106V117H107ZM130 115V114H129ZM135 114H133V116H134ZM222 115V114H221ZM260 115V114H259ZM30 116V115H29ZM28 116V117H29ZM80 116H81V114H80ZM91 116V115H90ZM121 116V115H120ZM127 116V115H126ZM132 116V115H131ZM132 116V117H133ZM208 118H209V115H206ZM241 116V115H240ZM16 117V116H15ZM14 117V118H15ZM31 117V116H30ZM83 117V116H82ZM86 117V118H87ZM95 117V116H94ZM123 117H125V116H123ZM136 117V116H135ZM135 117H133V118H135ZM236 117V116H235ZM258 117V116H257ZM18 118V117H17ZM25 118V117H24ZM125 118H127V117H125ZM131 118V117H130ZM208 118H206L207 119V121H206V123L209 121L208 120ZM219 118V117H218ZM76 119V118H75ZM92 119V118H91ZM122 119V118H121ZM129 119V118H128ZM212 119H214V118H212ZM221 119V118H220ZM253 119V118H252ZM29 120H31L32 121V119L30 118ZM81 120V119H80ZM94 120V119H93ZM215 120V119H214ZM213 120V121H214ZM34 121V120H33ZM32 121V122H33ZM77 121H79L78 119H77ZM91 121V120H90ZM132 121V120H131ZM151 121V120H150ZM35 122V121H34ZM80 122V121H79ZM78 122V123H79ZM124 121H122V123H123ZM126 122V121H125ZM211 122V121H210ZM221 122V121H220ZM229 122V121H228ZM13 123V124H12ZM75 123V122H74ZM73 123V124H74ZM33 123H31V125H32ZM76 124V123H75ZM79 124H81V122L79 123ZM86 123H85V126L87 125ZM96 124V125H95ZM126 124V123H125ZM128 124V123H127ZM149 124V123H148ZM226 124V123H225ZM11 125H12V128H11ZM31 125H29V126H31ZM34 125V124H33ZM77 125V124H76ZM124 125V124H123ZM150 125V124H149ZM153 125V124H152ZM207 126H208V124H206ZM211 125V124H210ZM228 125V124H227ZM246 125V124H245ZM88 126H87V128H88ZM125 126V125H124ZM124 126H122L123 127V129L124 128H126V127H124ZM127 126V125H126ZM222 126H224V125H222ZM32 127V126H31ZM74 127H75V125H74ZM91 127L89 128V129H91ZM129 127V126H128ZM238 127V126H237ZM15 128V127H14ZM26 128V127H25ZM29 128V127H28ZM27 128V129H28ZM137 128V127H136ZM146 128V127H145ZM150 128V127H149ZM18 129V128H17ZM44 129V128H43ZM46 129V128H45ZM83 129H84V127H83ZM129 129V128H128ZM133 129V128H132ZM228 129V128H227ZM232 129V128H231ZM245 129V128H244ZM78 130V131H79ZM149 130V129H148ZM222 130V129H221ZM240 130H242V129H240ZM14 131V130H13ZM24 131V130H23ZM44 131V130H43ZM42 131V136H44L47 132V130L45 131V132H43ZM75 131V134H78V131L77 130H74ZM77 131V132H76ZM88 131V132H87ZM122 131H125V129L124 130H122ZM128 131H130V130H128ZM128 131H126V132H124L125 134H127V132ZM133 131V130H132ZM134 131H135V129H134ZM140 131V130H139ZM206 131V130H205ZM85 132H87V133H85ZM115 132H117V133H120V134H118V135H116V133ZM136 132H137V130H136ZM214 132V131H213ZM221 132V131H220ZM239 132V131H238ZM24 133V132H23ZM31 133V132H30ZM33 133V132H32ZM43 133H45L44 135H43ZM140 133V132H139ZM248 133V132H247ZM255 133V132H254ZM27 134H29V132L27 133ZM34 134V133H33ZM48 134V133H47ZM79 134V135H80ZM124 134V135H125ZM130 134V133H129ZM225 134V133H224ZM239 134V133H238ZM241 134V133H240ZM246 134V133H245ZM29 135H31V134H29ZM95 135H100L99 137L98 136H95ZM123 135V134H122ZM120 136V137H123V136ZM134 135V134H133ZM132 135V136H133ZM143 135V134H142ZM144 135H146V134H144ZM144 135H143V137H144ZM222 135V134H221ZM254 135V134H253ZM252 135V136H253ZM261 135V134H260ZM262 135H264V134H262ZM41 136V135H40ZM78 136V135H77ZM86 136V135H85ZM101 136H105V140H104V138L102 137V139L101 140H104L103 142H101V140L100 141H98L97 139H100V137ZM130 136V135H129ZM136 136V135H135ZM251 136V137H252ZM8 137V138H7ZM24 137V136H23ZM46 137H49L48 135H45V137H42L41 138V140H43V138H45V139H47ZM51 137V136H50ZM82 137H84V136H82ZM115 137V138H116ZM120 137H118L119 139H120ZM213 137V136H212ZM216 137V136H215ZM239 137V136H238ZM244 137H245V135H244ZM246 137H247V135H246ZM257 137V136H256ZM27 139H25V138H23L22 140V142L20 143H16V144H18V146L15 144V146L17 147L16 149H18V151L15 153V155L16 156H18V159H17V157L16 158H12L13 160L14 159H17L16 160V162H15V160L13 161H11V156L9 157L8 156V154H7V156L6 157H4L2 154H3V152H2V154H0V179L1 178H3V176L5 175V182H6V184H5V182H4V180H1L0 181V184H2V182H3V184L4 185H7V187L5 188V190H7V192L8 191H10V193L12 192V191H14L12 194H8V196H10L11 197V199L12 198H14L15 197V202H16V200H17V202L16 203H14V199H13V202L12 203H14V204H8V203H11L10 202V200H8L7 201V205H5L3 202H1V201H4L5 200V198H3L2 196V198L4 199V200H2L1 199V197H0V199H1V201H0V204H1V206H0V214L2 215V213L4 214V213H7V212H5V210H6V208L7 207H9L8 208V210H6V211H10V209H11V211L12 212H15V213H12V212H10V213H12V214H15L16 216L19 214L18 213V211L21 209V207H25V206H23V204H25V202L26 201H29V200H27V198H29V196H28V194H29V190L30 189H33L34 188V190H43L44 189V187H46V189L48 188H50V187H52L51 189L52 190H57L58 191V193H59V196H57V198L55 199V200H53L54 202H56V204H54V206H56V208H55V210H58L59 212V214L60 215H62V216H64L65 218L67 217V218H70L69 220L71 221V223H72V221H74V223L75 222H77V223H79V222H81L84 226H87L88 228H89V230H88V232H87V234L85 235H83V233L81 234V233H79V235H78V237H77V241H75V242H71V244H69V243H66V244H64V243H61L60 241L61 240H58V238H60V236H58V232L60 231V226H59V224H60V222H57V220L55 219V218H57V216L58 215H56V213H57V211L55 212L53 209V212H55V213H53L50 209H47L46 207V209H43V210H40V209H38V207L36 206L35 208L32 206V205H34V204H36L35 202H33L34 204H32L31 206L35 209V210H33V208L30 210H28V211H23V213L24 212H26L23 216H22V218L21 219H19V218H17V219H19L20 221H19V223H20V225L18 224V223H16V224H18L19 225V227L21 226V224L23 225V227H22V229L21 228H19V229H21V230H19V231H17L16 233H14L15 231H13L14 229H17V228H15V227H18V226H15L14 227V229L12 230V227H11V229H8V227L6 226V223H7V225H8V220H6V218L4 217V216H8L7 214L6 215H4V216H1V218L2 217H4V218H0V264H14V262H18L19 264H40V262H42V260L44 261V263L46 264V261L45 260H47V264H63V263H66V264H72V262H70V260H67V261H63L60 257H59V255L58 254H56L55 253V251L57 252V253H59V252H66V253H68V254H79L80 255V257L81 258H84V259H86V260H83L82 262L84 263V264H129V263H131V264H166L167 263V258H170L171 257V255H172V253H174V250H175V248L177 247L176 245H177V242H178V240L176 241V240H174V242L176 243V247L174 246V250L172 249V248H170V249H172V250H170V252L169 253H171L172 251V253L171 254H169V255H166L164 252V250H166V249H168L169 250V248H166L165 249V247L163 246V245H165V244H162L164 241L166 242V245H167V241H169L170 240V238H171V234L169 235V233H171L170 232V230H169V225L167 226V225H165V223H167L166 222V219H169L170 218V216H167V214H166V216L167 217H169V218H158L157 217V221H156V219L154 218V217H152L153 215H148V213L147 212H145V216H146V213H147V217L149 216H151L152 218H154L155 220H153L152 218L151 219H147V217L146 218H144L145 216L143 215V218L145 219H143L142 220V223L143 222H145V224H141V220H139V219H141V218H139V214H142V212L140 213V211H141V209H143V207H144V209L146 208V206H148V205H146V204H144V203H148V202H152V201H154L153 200V198H155V196H156V194L155 193H157L156 192V190H159V189H157V188H159L160 187V184H164V183H161V182H163V180L161 181V182H159V180H158V178H156V177H158L157 175L155 176L154 175V173H150V171L148 172V174H136L135 173V175L133 176L132 175V177H133V179H130V181L129 180H126V178L124 177L125 175L124 174H119L118 176H116L115 175V171H114V169L116 168V164H115V168L113 169V171L115 172L112 176H110L111 174H110V165L108 166V162H107V164L106 163H101L102 161H100V166H97V164H96V167L97 168H95V167H91L90 165V163H91V161H89L88 163L90 164H88L89 166H88V170H87V165H85L86 167H84L87 171H83L84 169H82V167L84 166H81V164H84V163H79L80 162V159L78 160L77 159V161H76V159H73V157L74 156H77V155H75L74 154V156L71 158L72 159V161H73V163H71L70 161L68 162V163H71L69 166H71V170L73 171V169L75 170V173H74V171H73V173L74 174H77V175H74V177L76 176V177H78V179H80V181L79 180H76L77 178H74V179H70V177H69V179H66L65 178V180H70L71 181V183H70V181H69V184H67L68 182H64L65 180H61V179H64V178H61V177H59L60 178V180L59 179H57L56 180V176H53V173H52V176H50V174L49 175H46V176H48V177H50L49 179H48V181H51V185L49 186V187H47V184L44 186H42V182H43V180H45L44 178H45V175L44 174H46L45 173V170H44V172H41L42 170H43V167L42 166H44V163L42 162L41 164H39V163H37L36 165L38 166H36V165H34L35 164V162H34V164L32 165L33 167L35 166V170H39L37 173L35 172V170L34 171H32L33 170V167H32V170L29 172V173H31L32 174V172H34L35 173V175H31V176H33L32 178L28 175L29 173H28V170H24V172H22V173H25L26 171V175L27 176H29L30 178H31V181H33V178H35V180H34V184L35 185H33V183L31 182H27L26 181V177L24 178V179H21L20 178V175H22V173L20 172V171H22V169L23 168H21V167H25L26 165L28 166V164H26L25 166L24 165H22L23 163H24V159H26L29 155H30V152L32 151V148L30 147L31 146V143H33V142H30L31 140H30V138H29V140H28V137H26ZM52 138V137H51ZM51 138H50V140H51ZM54 138V137H53ZM76 138V137H75ZM97 138V139H96ZM118 138H117V140H118ZM232 138V137H231ZM10 139L11 138H9L8 139V141H10ZM17 139V138H16ZM21 139V138H20ZM49 139V138H48ZM121 139H124V137L123 138H121ZM126 139V138H125ZM124 139V140H125ZM136 139V138H135ZM134 139V140H135ZM138 139H139V137H138ZM141 139V138H140ZM144 139V138H143ZM235 139V138H234ZM233 139V140H234ZM238 139V138H237ZM253 139V138H252ZM257 139V138H256ZM33 140V139H32ZM36 140V139H35ZM34 140V141H35ZM57 141H58V139H56ZM113 140V141H112ZM130 140V139H129ZM128 140V141H129ZM148 140H150V138L148 139ZM259 140V139H258ZM12 141V140H11ZM36 141H38V140H36ZM40 141V140H39ZM43 141H45V140H43ZM47 141V140H46ZM45 141V142H46ZM81 141H79V142H81ZM113 143H112V142ZM139 141V140H138ZM145 141V140H144ZM216 141V140H215ZM230 141V140H229ZM231 141H232V139H231ZM248 141V140H247ZM252 141V140H251ZM262 141H264V140H262ZM12 142H14V140L12 141ZM17 142V141H16ZM42 141H40V144H46V143H41ZM48 142L49 141H47V144H48ZM51 142H53V141H51ZM56 142V141H55ZM59 142V141H58ZM118 142V141H117ZM127 142V141H126ZM218 142V141H217ZM253 142H255V141H253ZM257 142H259V141H257ZM38 143V142H37ZM36 143V144H37ZM78 143V142H77ZM104 143V144H103ZM128 143V142H127ZM127 143H124V144H126L127 145ZM245 143V142H244ZM248 143V142H247ZM4 144H6V143H4ZM8 144V143H7ZM12 144V143H11ZM11 144H10V146H11ZM40 144H39V146H40ZM50 144V143H49ZM57 144V143H56ZM79 144V143H78ZM229 144V143H228ZM252 144V143H251ZM260 144V143H259ZM9 145V144H8ZM51 145V144H50ZM54 144H52V146H53ZM85 145H86V143H85ZM116 145V146H115ZM120 145V144H119ZM118 145V146H119ZM129 145V144H128ZM152 145V144H151ZM217 145V144H216ZM240 145V144H239ZM261 145V144H260ZM262 145H264V143H262ZM0 146H1V144H0ZM14 146V145H13ZM36 146V145H35ZM39 146L37 145V147L39 148ZM81 146H82V144H81ZM98 146V147H97ZM117 146V147H118ZM123 146V145H122ZM253 146V145H252ZM33 147V146H32ZM42 148H43V146H41ZM44 147H45V145H44ZM46 147H48L47 145H46ZM45 147V148H46ZM123 147H125V146H123ZM122 147V148H123ZM127 147H129V146H127ZM132 147V146H131ZM144 147V146H143ZM153 147V146H152ZM10 148V147H9ZM13 148V147H12ZM11 148V149H12ZM35 148V147H34ZM34 148H33V150H34ZM41 148V149H42ZM58 148V147H57ZM104 148V149H105ZM108 148H106L105 150H107ZM135 148V147H134ZM147 148V147H146ZM222 148V147H221ZM220 148V149H221ZM251 148V147H250ZM249 148V149H250ZM2 149V148H1ZM41 149H39V150H36V151H40ZM54 149H55V147H54ZM82 149H84V148H82ZM101 149H103V148H101ZM120 149L121 148H119L118 149V151H117V149H116V151L114 152V153H118L119 155H120V153H119V151H120ZM148 149H149V147H148ZM47 150V149H46ZM184 150H186V149H184ZM14 151V149H12V152ZM42 152H44V150H41ZM89 151V150H88ZM94 151H96V150H94ZM94 151H93V153H94ZM123 150H121V152H122ZM144 151H145V149H144ZM143 151V152H144ZM250 151V150H249ZM1 152V151H0ZM33 152V151H32ZM57 152V151H56ZM55 152V153H56ZM59 152V151H58ZM110 152V151H109ZM124 152L125 151H123V153H122V158H121V156H120V158L121 159H119V160H122V159H126L125 157L126 156H123V155H127V154H129L128 153V151H127V154H124ZM131 152V151H130ZM147 152V151H146ZM252 152H254V150L252 151ZM6 153V152H5ZM19 153V154H18ZM35 154H38L37 156H39L40 155V152H34ZM92 153V152H91ZM98 153V152H97ZM141 153V152H140ZM235 153H237V152H235ZM256 153V152H255ZM33 154V153H32ZM32 154H31V156H32ZM60 153H58V155H59ZM73 154V153H72ZM95 154V153H94ZM93 154V155H94ZM99 154V153H98ZM101 154V153H100ZM103 154V153H102ZM105 154V153H104ZM132 154V153H131ZM142 154V153H141ZM145 154V153H144ZM148 154V153H147ZM233 154V153H232ZM253 154V153H252ZM258 154H261V153H258ZM3 157H2V156ZM11 155V154H10ZM12 155H14L13 153H12ZM41 155H43L42 153H41ZM41 155H40V157H41ZM97 155V154H96ZM117 155V154H116ZM119 155H118V157H119ZM134 155V154H133ZM236 155V154H235ZM234 154H233V156H235ZM262 155V154H261ZM34 156V155H33ZM60 156H62V155H60ZM59 156V157H60ZM72 156V155H71ZM95 156V155H94ZM113 156V155H112ZM136 156H138V155H136ZM154 156V155H153ZM241 156H243V154L241 155ZM247 156H248V154H247ZM253 156V155H252ZM260 156V155H259ZM9 159H8V158ZM36 157V156H35ZM44 157V156H43ZM78 157V156H77ZM102 157H103V155H102ZM115 156H113V158H114ZM124 157V158H123ZM130 157H132V156H130ZM135 157V156H134ZM143 157V156H142ZM152 157V156H151ZM251 157V156H250ZM254 157H257V156H255L254 155ZM30 159H31V157H29ZM33 158V157H32ZM62 158V157H61ZM65 158V157H64ZM104 159H105V157H103ZM103 158L101 159V160H103ZM109 158V157H108ZM116 158V157H115ZM136 158V157H135ZM134 158V159H135ZM8 159V160H7ZM29 159V160H30ZM35 159H39V158H35ZM34 159V160H35ZM44 159V158H43ZM65 159H67V158H65ZM85 159V158H84ZM95 159V158H94ZM109 159H111V157L109 158ZM128 159V158H127ZM133 159V160H134ZM170 159V158H169ZM238 159H239V157H238ZM245 159V158H244ZM55 160V159H54ZM56 160H57V158H56ZM54 161V164H56L57 166H59V165H61L60 164V162L59 161ZM61 160V159H60ZM113 160H115V159H113ZM133 160H131L130 159V161H133ZM143 160H144V158H143ZM157 160V159H156ZM262 160V159H261ZM22 161H23V163H22ZM31 161H33V160H31ZM36 161V160H35ZM38 161V160H37ZM36 161V162H37ZM39 161L41 162L42 160H40L39 159ZM38 161V162H39ZM83 161V159H81V162ZM105 161V160H104ZM107 161V160H106ZM105 161V162H106ZM126 161H128V160H126ZM125 161V162H126ZM129 161V162H130ZM146 161V160H145ZM159 161H161V160H159ZM247 161V160H246ZM249 161H250V159H249ZM27 162V161H26ZM25 162V163H26ZM63 162V161H62ZM84 162H85V160H84ZM93 162V161H92ZM97 162V161H96ZM99 162V161H98ZM97 162V163H98ZM113 162H115V161H113ZM124 162V163H125ZM143 162V161H142ZM150 162H151V160H150ZM154 162V161H153ZM171 162H173V160L171 161ZM239 162V161H238ZM4 163H5V165L7 164V166H5L4 165ZM65 163V162H64ZM68 163H67V165H68ZM110 163H112L111 162V160H110ZM115 163H117V161L115 162ZM124 163L122 164V161H121V165H123L124 166ZM131 163H133V162H131ZM140 163H141V159H140ZM156 163V162H155ZM160 163V162H159ZM170 163V162H169ZM246 163V162H245ZM250 163H251V161H250ZM249 163V164H250ZM258 163V162H257ZM32 164V163H31ZM39 164V165H38ZM95 164V163H94ZM99 164V163H98ZM127 164V162L125 163V165ZM134 164V163H133ZM143 164V163H142ZM151 164V163H150ZM158 164V163H157ZM262 164H264V163H262ZM30 165V164H29ZM56 165L54 166V167H56ZM65 165V164H64ZM118 165V164H117ZM128 166H129V164H127ZM137 165V164H136ZM141 165V164H140ZM144 165H145V163H144ZM152 165H154V163L152 164ZM162 165V164H161ZM176 165V164H175ZM243 165V164H242ZM252 165V164H251ZM258 165V164H257ZM26 166V167H27ZM61 166H63V165H61ZM72 166H73V169H72ZM118 166H120V165H118ZM122 166V167H123ZM127 166V167H128ZM135 165H133V167H134ZM138 166H139V164H138ZM142 166V165H141ZM145 166H148V165H145ZM167 166V165H166ZM247 166V165H246ZM250 166V165H249ZM255 166H256V164H255ZM5 167V168H4ZM36 167H37V169H36ZM111 167H113L112 165H111ZM121 167V169L120 170H118L117 168V170L118 171H121L122 169H124L125 168V170L127 169L125 166L122 168ZM132 167V166H131ZM131 167H130V169H131ZM137 167V166H136ZM156 167V166H155ZM252 167V166H251ZM254 167V166H253ZM257 167H259V166H256L255 168H257ZM29 168V170H30V168H31V166H29V167H27V168H25V169H28ZM57 168V167H56ZM59 168V167H58ZM57 168V169H58ZM63 168V167H62ZM135 168V167H134ZM138 168V167H137ZM140 168H142V167H140ZM160 168V167H159ZM171 168V167H170ZM176 168H177V166H176ZM175 167H174V170L176 169ZM179 168V167H178ZM262 168H264V167H262ZM7 169V170H6ZM60 169V168H59ZM64 169V168H63ZM81 169V171L82 172H86V174L88 173L89 175H86L85 174V176H88L87 177V179L86 180H88V178H90V180L89 181H91V182H89V181H86V180H84L86 177L84 176L83 178L84 179H82V181H81V176L82 175H80V177H79V174H83L82 172L80 173V170ZM115 169V170H116ZM136 169V168H135ZM134 169V170H135ZM156 169V168H155ZM169 169V168H168ZM167 169V170H168ZM172 169V168H171ZM242 169V168H241ZM261 169V168H260ZM68 170H70V168L68 167ZM129 170V169H128ZM137 170V169H136ZM141 170V169H140ZM147 170V169H146ZM149 170H151V169H149ZM154 170V169H153ZM153 170H152V172H153ZM164 170V169H163ZM251 170V169H250ZM256 170V169H255ZM112 171V172H113ZM131 171V170H130ZM155 171V170H154ZM180 171V170H179ZM178 171V172H179ZM259 171V170H258ZM261 171V170H260ZM4 172H6V173H4ZM21 174H20V173ZM57 172H62V170L61 171H57ZM122 172H123V170H122ZM138 172V171H137ZM141 172V171H140ZM172 172V171H171ZM174 172V171H173ZM186 172V171H185ZM242 172V171H241ZM244 172V171H243ZM248 172V171H247ZM252 172V171H251ZM253 172H254V169H253ZM262 172V171H261ZM261 172H259V173H261ZM43 173V174H42ZM50 173V172H49ZM65 173H67V172H65ZM64 173V174H65ZM69 173H71V172H69ZM72 173V174H73ZM79 173V174H78ZM117 173H119V172H117ZM125 173V172H124ZM180 173H181V171H180ZM245 173V172H244ZM256 173V172H255ZM20 174V175H19ZM48 174V173H47ZM55 174V173H54ZM58 174V173H57ZM61 174V173H60ZM63 173H62V175H64ZM110 174V175H109ZM157 174V173H156ZM174 174H176V173H174ZM66 175V174H65ZM160 176H162L161 174H159ZM163 175H164V173H163ZM178 175H181V174H178ZM183 175V174H182ZM6 176H7V178H6ZM25 175H23L22 177H24ZM35 176V177H34ZM58 176H61V175H57V177ZM67 176V175H66ZM71 176V175H70ZM90 176V177H89ZM114 176H116V177H114ZM127 176H129L128 174H127ZM160 176H159V179H160ZM177 176V175H176ZM227 176V175H226ZM229 176V175H228ZM240 176H241V174H240ZM47 177V178H48ZM72 177H73V175H72ZM130 177V176H129ZM167 177V176H166ZM166 177H165V181L164 182H166ZM171 177V176H170ZM175 177V176H174ZM178 177V176H177ZM221 177V176H220ZM244 177V176H243ZM246 177V176H245ZM255 177V176H254ZM258 177H260V176H258ZM28 178V177H27ZM169 178V177H168ZM225 176L223 175V177H222V179L223 180H225ZM251 178V177H250ZM29 179V178H28ZM128 179V178H127ZM162 179V178H161ZM177 179V178H176ZM227 179V178H226ZM249 179V178H248ZM252 179V178H251ZM22 180H24V181H22ZM72 180H74L75 181V183L73 182L72 183ZM169 180V179H168ZM231 180V179H230ZM256 180V179H255ZM63 183H62V182ZM170 181V180H169ZM181 181V180H180ZM218 181H221L220 179L218 180ZM247 181V180H246ZM254 181V180H253ZM44 182H46V181H44ZM179 182V181H178ZM177 182V183H178ZM227 182H229V181H227ZM230 182H234V181H230ZM229 182V183H230ZM50 183V182H49ZM160 183V184H159ZM176 183V182H175ZM176 183V184H177ZM235 183V182H234ZM237 183V182H236ZM239 183H243V184H245L246 182H239ZM249 183H251V182H249ZM260 183V182H259ZM3 184L1 185L2 186V188H3ZM31 186H33V188H31V187H29L30 185ZM45 184V183H44ZM183 184V183H182ZM187 184V183H186ZM221 184V183H220ZM232 184V183H231ZM164 185H166V184H164ZM250 185H251V187H250ZM249 185V190H250V188H251V190H253V191H251V198H250V201L253 203V206L255 205H261V204H264V203H262V200H264V193H261L262 192V189H264V185H262V183H260V185L258 186L257 185V182L256 181H254V182H252L251 184ZM90 186H92V187H90ZM163 186V185H162ZM161 186V187H162ZM169 186V185H168ZM172 186H174V182H173V184L171 185V186H169V187H172ZM176 186V185H175ZM184 186H186V185H184ZM233 186V185H232ZM241 187H242V185H240ZM240 186H239V188H240ZM246 186V185H245ZM262 186V187H261ZM5 187V186H4ZM93 187L95 188V191H96V193H91L92 191L91 190H94L93 189ZM169 187H167V188H169ZM231 187V186H230ZM238 187V186H237ZM261 187V188H260ZM164 188H165V186H164ZM179 188H180V186H179ZM178 188V189H179ZM185 188V187H184ZM188 188V187H187ZM214 188V187H213ZM217 188V187H216ZM229 188V187H228ZM238 188V189H239ZM247 188V187H246ZM50 189V190H51ZM217 189H219V188H217ZM235 189V188H234ZM237 189V188H236ZM12 190V191H11ZM45 190V189H44ZM166 190V189H165ZM168 190V189H167ZM172 190L173 189H170V192L172 193ZM182 190V188L180 189V191ZM216 190V189H215ZM240 190V189H239ZM243 190V189H242ZM244 190H247V189H244ZM261 190V191H260ZM2 191V190H1ZM4 191V190H3ZM160 191V190H159ZM169 191V190H168ZM32 192H34V191H32ZM32 192H31V194H32ZM36 192V191H35ZM37 192H39V191H37ZM36 192V193H37ZM175 192V191H174ZM174 192H173V194H174ZM222 192V191H221ZM1 193V192H0ZM159 193H161V192H158L157 193V200H158V195H159ZM162 193H164L165 194V191L164 192H162ZM161 193V194H162ZM168 193V192H167ZM166 193V194H167ZM180 193V192H179ZM128 194L131 196V199H133L132 200V202H134V204L138 201V205H139V207H142V205L144 204V206L138 211V209H139V207H138V209L136 210V211H138V217H137V219L135 218V216L137 215V213H135V207H136V205H135V207H134V210L133 209H129V207H128V205L130 206V204L132 205L133 203H130L131 202V199H129L130 200V202H129V204H127V206H126V202H128V201H126L125 203L123 202L122 203V200L123 199H125L124 197L125 196H128ZM165 194V195H166ZM221 194V193H220ZM220 194H219V196H220ZM223 195H224V193H222ZM153 195V196H152ZM155 195V196H154ZM163 195V194H162ZM169 195H171L170 193H169ZM169 195L167 194V196H164L163 198H165V197H167V199L165 198V200L167 201L168 200V202H171L170 200H169ZM176 195V194H175ZM226 195V194H225ZM231 195V194H230ZM8 196H6V199H10V197H8ZM28 196V197H27ZM150 196H152V197H150ZM180 196V195H179ZM222 196V195H221ZM129 197V196H128ZM150 197V199L149 200H152V201H148L146 198H149ZM161 197V196H160ZM172 197H174L173 195H171L170 196V198L172 199ZM183 197V196H182ZM181 197V198H182ZM225 197L226 196H223V197H221L222 199L224 198V200H225ZM33 198V197H32ZM32 198H31V201H32ZM35 198V197H34ZM180 198V199H181ZM205 198V197H204ZM204 198L203 199H201V200H204ZM220 198V197H219ZM30 199V198H29ZM72 199H74V201L72 200ZM160 199V198H159ZM177 199H179L178 197H177ZM177 199H172L173 201L174 200H177ZM228 198H226V200H227ZM127 200V199H126ZM147 200V201H146ZM165 200H163L162 199V202H164ZM216 200V199H215ZM219 200H221V199H219ZM224 200H222V201H224ZM31 201H30V203H31ZM72 201H73V206H71V203H72ZM161 201V200H160ZM183 201V200H182ZM182 201H181V203H182ZM188 201V200H187ZM228 201H229V203H230V200H227V202L226 203H223V202H221V205H226V204H228V206H229V203H228ZM24 202V203H23ZM155 202V201H154ZM153 202V203H154ZM175 202V201H174ZM184 202H185V200H184ZM202 202H205V201H202ZM202 202H201V204H202ZM213 202H214V200H213ZM217 202V207L219 206V208L221 209L222 207H220V202L219 201H216ZM216 202L215 203H212L211 202V205H207V204H209L208 202L207 203H205L204 204V206H205V211L204 212H201L202 213V215L204 216V214L203 213H208L209 214V212H206L207 210L209 211L211 208H213V207H215V206H213V205H215L216 204ZM219 202V203H218ZM52 203V202H51ZM70 203V204H69ZM149 203V204H150ZM152 203V205L153 206H156L157 204H153ZM159 203V202H158ZM165 203V202H164ZM167 203V202H166ZM165 203V204H166ZM176 203H177V201H176ZM186 203V202H185ZM231 203H234V201L233 200H231ZM230 203V204H231ZM261 203V204H260ZM165 204H164V206H165ZM172 204V203H171ZM186 204H188V202L186 203ZM213 204V205H212ZM235 204V203H234ZM20 205H22V206H20ZM37 205V204H36ZM141 205V206H140ZM146 205V206H145ZM161 205V202L159 203V205H157V206H160ZM173 205V204H172ZM176 205V204H175ZM203 205V204H202ZM233 205V204H232ZM235 205H237V204H235ZM235 205H233L234 207H235ZM27 206H29L30 207V205H27ZM35 206V205H34ZM52 206V205H51ZM58 206V207H57ZM162 206V205H161ZM169 206H170V204H169ZM180 206V210L178 209V211H180L179 213H181L182 215L184 214V212L182 213V211H184V206H183V209H182V205H178V207ZM188 206V205H187ZM227 206V205H226ZM227 206V207H228ZM238 206V205H237ZM50 207V206H49ZM53 207V206H52ZM132 206H130V208H131ZM177 207V206H176ZM177 207V208H178ZM256 207H259V206H256ZM260 207H262V208H260L261 210V213L262 214H264V206H260ZM40 208V207H39ZM58 208V209H57ZM133 208V207H132ZM157 208V207H156ZM159 208H161V207H159ZM164 208V207H163ZM168 208L169 207H167V209H166V211H167V213H168ZM172 208V207H171ZM177 208H176V211H177ZM202 208H203V206H202ZM229 208H231L230 206H229ZM238 208H240V209H242L241 207H235V208H232V211L233 212H235L234 210L236 209L237 210V212L238 213H236L235 212V214L233 213V215L232 214H230V213H232V212H230L229 214L230 215H232L233 217H234V219H235V221H237V223H238V225H241L242 223H243V221H244V223H243V225L245 224H247L246 226L247 227H249L248 225L250 224V227L252 226L251 225V223L250 222H248V220L249 219H251L252 218V216H251V214L249 213L248 214V212L249 211H246V210H244L243 211V213H242V210H238ZM26 209V208H25ZM144 209H143V213H144ZM153 209V208H152ZM151 209V210H152ZM158 209V208H157ZM217 210H219L218 208H216ZM234 209V210H233ZM24 210V209H23ZM132 210L134 211L133 213H135V214H133L132 213ZM154 210V209H153ZM156 210V209H155ZM165 210V209H164ZM172 210H173V208H172ZM174 210H175V208H174ZM215 210V209H214ZM52 213H51V212ZM145 211H149L148 210V208H146V210ZM158 210H156V212H157ZM160 211V210H159ZM158 211V213H160ZM203 211V210H202ZM16 212H17V214H16ZM21 212V211H20ZM86 212H88V215H87V213ZM151 212V211H150ZM153 212H155V211H153ZM163 214H165L164 213V211H161ZM175 212V211H174ZM216 212V211H215ZM38 213V214H37ZM161 213V214H162ZM172 213V212H171ZM179 213L178 212H176V214L178 215V216H181V214L179 215ZM212 213H214V212H212ZM244 213H246L247 215H249L250 217H247V218H245L246 220H244V218L243 217H246V216H242ZM96 214V215H95ZM100 214H104L105 216H106V214L109 216V217H107L108 219L109 218H112L110 221H112L111 223H109V222H107L108 220L106 219V217L104 218V220H106V223H107V225H110V227L108 228V226L107 225H103V222H104V224H105V221H103L102 220V218H100L99 216H100ZM152 214H154V213H152ZM161 214H160V216H161ZM20 215V217H21V214H19ZM19 215H18V217H19ZM36 215H38V220H36V218H37V216ZM56 216V217H54V219H53V217L52 216ZM154 215H156L157 216V213L156 214H154ZM169 215V214H168ZM172 215H174V214H171V216ZM185 215V214H184ZM184 215L183 216H181V217H184ZM188 215V214H187ZM198 216H196L195 217V215H194V223H190V226L192 225V224H194V225H192L193 227H197L196 228V230L198 229V226L200 227L201 226V224L203 225V227L200 229V230H202L204 227H208L209 229H211L210 231H209V229L207 230V233H208V231H209V233L208 234H211V237H212V234L213 235H216L218 238H219V234L220 235H223L222 237L223 238H225L224 240H226L227 242L230 240V242H229V244L230 245H232L231 244V242H233L234 244L236 243V241H237V234H235L237 231H239L238 229H240V227L242 226H238L236 229V231H234V234H235V236H232V235H230V232H229V234H228V230L225 232V227L224 226H222L223 228H221V226L220 225H222V224H220L219 226H220V228L221 229H224V230H220V231H215V229L214 228H216V225H215V227L214 226H212V228L206 223V222H208V220H206V222L205 221H203V219L205 218V217H203V218H201L202 217V215L199 217V215L200 214H197ZM230 215H229V217H230ZM13 216V215H12ZM33 216H36V218L34 219L33 218ZM142 216V215H141ZM155 216V217H156ZM159 216V217H160ZM165 216V215H164ZM104 217V216H103ZM176 217V215L174 216V218ZM233 217H231L232 219H233ZM10 218V217H9ZM12 218V217H11ZM115 218H118V219H116L115 220ZM173 218V217H172ZM173 218V220H174V222H176L175 221V219ZM188 218V217H187ZM207 218V217H206ZM205 218V219H206ZM7 219H8V217H7ZM14 219V218H13ZM16 219V218H15ZM101 219V220H100ZM159 219V220H158ZM189 219V218H188ZM187 219V220H188ZM229 220H231V221H233V222H229L230 224L231 223H234L235 221H234V219L232 220V219H230V218H228ZM64 220V219H63ZM62 220V221H63ZM117 220H119V221H117ZM136 220L138 221L139 220V224H138V222H137V224H135L136 223ZM170 220H172V219H170ZM169 220V221H170ZM252 220V222H253V218L251 219ZM9 221H12V219H9ZM39 221V222H38ZM59 221V220H58ZM65 221H68V220H66L65 219ZM102 221V222H101ZM134 221H135V223H134ZM213 221V220H212ZM245 221H247V222H245ZM16 222H17V220H16ZM174 222L172 223H170V227L173 229V227H172V224H174ZM178 222H179V220H178ZM178 222H177V224L175 225H173L174 227H176V226H178V228H180L179 227V225H180V223H179V225H178ZM180 222H186V220L184 221H180ZM12 223V222H11ZM11 223L9 222V225H11ZM59 223V224H58ZM74 223H72V224H74ZM109 223V224H108ZM209 223L211 224V225H213V223H211L210 222V220H209ZM184 224V223H183ZM229 224V225H230ZM235 224H236V222H235ZM235 224H233V225H235ZM253 224H254V222H253ZM258 224V223H257ZM182 225V224H181ZM180 225V226H181ZM184 225H186V224H184ZM228 225V224H227ZM232 225V224H231ZM244 225V227H246ZM12 226V225H11ZM103 226H104V228L105 227H107L108 229H106V230H109L110 229V233L108 234V231H107V234H106V232H105V234L104 235H102L103 233H99L102 229L101 228H103ZM183 226V225H182ZM181 226V227H182ZM188 226V225H187ZM187 226H184V227H187ZM218 225H217V228L219 227ZM237 226V225H236ZM256 225H254V227H255ZM10 227V226H9ZM189 227V226H188ZM230 227V226H229ZM71 228H72V226H71ZM183 228V227H182ZM181 228V229H182ZM219 228V229H220ZM228 228V227H227ZM258 228H260V225H259V227ZM177 229V228H176ZM184 229H189V228H184ZM183 229V230H184ZM195 229V228H194ZM230 229V228H229ZM242 229V228H241ZM247 229V228H246ZM262 229V228H261ZM85 230H86V228H85ZM174 230H175V228H174ZM180 230V229H179ZM193 230V229H192ZM196 230L194 231V232H196ZM204 230H206L205 228H204ZM233 230V228H232V226H231V231ZM244 231H245V229H243ZM253 230V229H252ZM258 230V229H257ZM189 230H187V231H185V233L186 232H188ZM191 231V230H190ZM191 232V236H193V234L192 233H194V232ZM250 231H251V229H250ZM249 231V232H250ZM254 231V230H253ZM255 231H256V229H255ZM254 231V232H255ZM259 231H261L260 229H259ZM259 231H256L257 233L256 234H258V232ZM55 232H56V234H55ZM173 232V231H172ZM180 232V231H179ZM184 232V231H183ZM182 232V233H183ZM198 232H199V229H198ZM203 232V231H202ZM201 232V233H202ZM241 232V231H240ZM61 233V232H60ZM190 233V232H189ZM189 233H188V235H189ZM253 233V232H252ZM260 233V232H259ZM34 236H33V235ZM130 234H131V236H130ZM178 234H180V233H178ZM184 234V233H183ZM203 234H206V232L205 233H203ZM240 234V233H239ZM242 234V233H241ZM254 234V233H253ZM261 234V233H260ZM31 235H32V237H35L36 235H37V237L34 239V241H32L31 239H33L32 237H31ZM57 235V236H56ZM60 235V234H59ZM100 235V236H99ZM174 236H172V238H174L175 237V234H173ZM187 234H185V236H186ZM194 235L195 236H193L194 238L196 237V242L195 243H197L198 241L200 242V241H202V242H204V238L206 237H201V238H203V239H198V237H199V235H201V234H199L198 235V233H197V235L194 233ZM29 236H30V238H29ZM127 237L128 236V238H127V242H126V240H124L123 239V237ZM168 236H170V238H168ZM191 236H187V237H190L191 238ZM198 236V237H197ZM204 236V235H203ZM216 236H214L215 238H216ZM240 236V235H239ZM252 236V235H251ZM258 236H259V234H258ZM261 236L262 237H264V235H262L261 234ZM62 237V236H61ZM94 237H95V239H94ZM178 238H181V237H179V236H177ZM187 237L185 238V239H187ZM192 237V238H193ZM209 237V236H208ZM214 237H212V238H214ZM232 237V238H231ZM253 237H254V235H253ZM260 237V236H259ZM30 239V241L32 242V243H30V241L29 240H27V239ZM169 239V240H165V239ZM211 238V239H212ZM221 238V237H220ZM261 238V237H260ZM175 239H176V237H175ZM257 239V241H259L258 240V238H256ZM256 239H255V241H256ZM125 242H124V241ZM192 240H195V239H192ZM223 240V239H222ZM254 240V239H253ZM163 241V242H162ZM187 241H189V240H187ZM187 241H185V243L184 244H186L187 243ZM238 241H239V239H238ZM261 241V240H260ZM27 242H29V244L30 245H26V244H28ZM164 242V243H165ZM174 242H173V244H174ZM183 242V241H182ZM190 242H191V240H190ZM189 242V243H190ZM193 242V241H192ZM202 242H200L201 244H203ZM221 242V241H220ZM262 242H264V240H262ZM26 243V244H25ZM170 243V242H169ZM178 243H180V242H178ZM189 243H187V244H189ZM194 243V242H193ZM192 243V244H193ZM194 243V244H195ZM208 243V242H207ZM224 243H226L225 241H224ZM238 243V242H237ZM259 242H257V244H258ZM7 244H9V247L7 246ZM193 244V245H194ZM198 244V243H197ZM197 244H196V246H197ZM244 244V243H243ZM242 244V245H243ZM262 244H264V243H262ZM261 244V245H262ZM164 247V249H161V248H163L162 246ZM170 245V244H169ZM179 245V244H178ZM180 245H181V243H180ZM179 245V246H180ZM205 245H206V243H205ZM208 245V244H207ZM224 244H222V245H219V246H217V245H215V248H216V251H217V257H219V255L221 254V256H222V254L224 253L225 254V252L228 250L227 248H225L224 246H223ZM229 245V246H230ZM236 245V244H235ZM247 245V244H246ZM256 245V244H255ZM259 245V247H260V244H258ZM5 246H7V247H5ZM168 246V245H167ZM173 246V245H172ZM195 246V247H196ZM200 246V249H202V246L201 245H199ZM198 246V247H199ZM253 246V245H252ZM252 246H250V249H251V247ZM262 246H264V245H262ZM3 247H4V249H5V253H3L4 251V249H3ZM169 247V246H168ZM181 247V246H180ZM182 247H183V245H182ZM181 247V248H182ZM186 247H188L187 249H189L190 250V248H189V246H187L186 245ZM204 247V246H203ZM213 247V246H212ZM231 247V246H230ZM244 251H245V254H248V257L244 260V261H246L247 263H245V264H262V262H264V261H262V260H264V259H261L260 258V255L258 254V253H254L253 252V254L251 253L252 251H253V249H252V251H248V250H246V246H245V244H244ZM254 247V246H253ZM256 247H257V245H256ZM255 247V248H256ZM183 248H185V245H184V247ZM182 248V249H183ZM211 248V247H210ZM177 249V248H176ZM186 249V251L188 252V253H186L187 255H186V257H187V260L188 261H186L188 264H207L206 263V261H207V259L205 260L204 259V256H202L201 254H198V251H197V247H196V249H193V250H191L190 252H189V250H187ZM199 249V248H198ZM231 249V248H230ZM258 248H256L255 250H257ZM261 249V247L257 250V252H259V251H261L260 250ZM107 250L108 251H110L109 253H110V255L111 256H113L114 258H111V256L109 255V258H104L107 254H103L104 256L102 257V261L101 260H99V258H98V260H94V259H88V258H86V257H89V254H91L90 256H93L92 255V253L94 254L95 252H96V254L97 255H99V254H102V253H105V251L107 252ZM163 250V251H162ZM168 250L166 251V252H168ZM203 250V249H202ZM205 250V249H204ZM215 250V249H214ZM177 251V250H176ZM179 251V250H178ZM181 251V250H180ZM184 251V250H183ZM185 251V252H186ZM201 251V250H200ZM232 252L231 250H228V252ZM248 251V252H247ZM262 251H264V250H262ZM229 252V253H230ZM176 253V252H175ZM178 253V252H177ZM215 254V253H214ZM233 254V253H232ZM261 254V253H260ZM44 256V257H43ZM75 256V255H74ZM100 256V255H99ZM102 256V255H101ZM173 256H176L175 254L173 255ZM183 256V255H182ZM220 256V257H221ZM224 256V255H223ZM225 256H229V254H227V255H225ZM224 256V257H225ZM235 256V255H234ZM242 256V255H241ZM240 256V257H241ZM106 257H108V256H106ZM243 257H245V256H243ZM45 258H47V259H44ZM90 258V257H89ZM92 258V257H91ZM93 258H97V257H93ZM103 258H104V260H103ZM173 258V257H172ZM171 258V259H172ZM205 258H206V256H205ZM213 259H210V260H214L215 261V263H217V262H219L218 260V258H215V257H212ZM229 258V257H228ZM230 258H231V256H230ZM128 259H129V261H131V262H129L128 261ZM217 261H216V260ZM221 259V258H220ZM227 259V258H226ZM94 260V261H93ZM128 261V263H126L127 261ZM233 259H231V261H232ZM212 261H211V263H212ZM214 261H213V263L212 264H214ZM262 261V262H261ZM210 262V261H209ZM208 262V263H209ZM221 262V261H220ZM219 262V263H220ZM233 262V261H232ZM83 263H81V264H83ZM218 263V264H219ZM222 263H223V261H222ZM41 264H43V263H41ZM168 264H170V262H168ZM221 264V263H220Z\"/></svg>",
	"mask_w": 264,
	"mask_h": 264
}]
</instances>
